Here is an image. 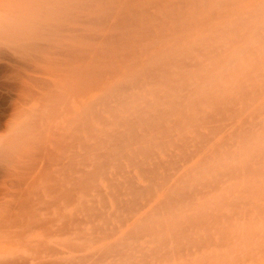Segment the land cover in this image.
<instances>
[{"label":"bare ground","instance_id":"obj_1","mask_svg":"<svg viewBox=\"0 0 264 264\" xmlns=\"http://www.w3.org/2000/svg\"><path fill=\"white\" fill-rule=\"evenodd\" d=\"M113 1V0H112ZM111 0H0V63H2L1 64V66H0V74H2V76L3 77H5V80H6V83H4V85L6 86L5 87V90L7 89V91L9 92H7V95H10L11 93H13V96L12 95H10L9 96V98H8V100H7V102H6V104L7 105H4L3 107H1L0 108V162L2 161V159H1V157L3 158L4 156H6V160H8V158H10L9 160H11L10 162H12L13 164L15 163V160L14 159H16V157H19L20 155L23 157V164H22V158L20 157L19 159L17 158V160L19 161V162H21V171H19L18 169H20L19 167H17V164H18V161H16L17 162V164H14V167L20 172V177L18 176V174L19 173H16V171H15V173L17 174V177L12 173V171L14 170H12V171H10V168H8L7 167V163H10L9 161L5 164V162H6V160L5 159H3L5 162H4V164L6 165V166H4V165H2V164H0V182H2L1 181V179L2 178H10L11 179V184H13L12 186L13 187H16L17 185L19 186V188H20V184H18V182L19 183H21L23 180V182H25V181H27V179L25 180L24 178H29V180L28 181H30V183H29V185L31 184V186H30V188H28L29 187V185L27 186V191L26 192H24V191H22V190H26L25 188L23 189H21V191L17 188H14L16 191L17 190H19L18 192H20L22 195L20 196V198L22 199V200H20V198H18L17 197V195H15L14 194V192H16L15 190H12V192H11V189H10V186L9 187H7L8 185H5V187L4 188H8V192L10 191L11 193H12V198H11V200H13L14 198H17V202L18 201H20L19 202V205L21 206V204L23 205V206H25L26 205V208H27V211L25 212L23 209H19V208H17V207H20L19 205H17L16 206V204L17 203H14L13 201H10V198H9V200L8 199H5V198H3V197H1V198H3V199H5L6 200V202H8L7 204H10L9 206L6 204V206H8V207H6L5 209H10L9 207L11 206V202H13L14 204H12V207H14V206H16L13 210L14 211H12V208L10 209L13 213L15 212H18L17 214L18 215H16L15 217L17 218H15L14 217V214H12V215H10L11 213H9L10 212V210H9V212H8V210H6L8 213H9V215L8 214H3V212L2 211H4L2 208H0V209H2V211H1V213H0V215L2 214L3 216H6L7 215V217H2V215H1V219L3 218V219H5V218H9L8 216H10L11 218H9V219H13L12 220V222L13 223H18V225H19V222H18V220L20 221V222H22V221H24V223L25 222H27V223H25V224H27L28 226H24V224H22L21 223V225L23 226L21 229L20 228H18V230L16 229V227H14L16 230H11L10 228V226H5V228H7V229H3L2 231L4 232V233H6V235H7V237H9V239L10 238H12V240L11 241H8L9 239H7L6 241H8V244H10L12 241V243H11V245H12V247H13V245L15 246V245H21V246H23L24 245V243H25V245H26V247H24L23 246V248H25V249H20V250H25V251H27V253H28V250H26V248H28V246H29V242H30V240H28L29 242L28 243H26L27 242V234H29V235H33V240L35 241L36 240V242H33L32 240H31V244L32 245H34L35 243H36V245H39V243H43V242H45L46 244H48L49 245V243H48V240H50V237L49 236H51L52 237V239L50 240V241H55L56 242V247H54L53 245H54V243L52 244V242L50 243V245L52 246V247H54V248H52V251H53V253H54V249H56L57 251V256H58V258H54L55 260H49L50 258H48V257H46L45 255H44V257L43 258H41V255H40V258L39 257H37V258H39L38 260H43V261H45L44 259L46 258V261H48L47 263H46V261H45V264H74V262L73 263H70V262H68V260H67V258H66V251L68 250L66 247H68V246H66V245H68V243H67V235H71L72 236V234H70L69 233V231L70 232H74L73 230H75V236L74 237H79L80 236V234H81V232H82V234L81 235H83L84 234V237H85V229H82V228H79V227H81V226H79L80 224L81 225H83L84 223L85 224H93L94 225V222L92 221V220H90L89 221V218H87L89 215H90V219H92V217L93 218H95L96 217V215H95V212H96V214L98 215L97 217H103L104 215H106V213H104V211L102 212V215H99V210L101 209V208H97V206H95L96 205V203H95V201H92V200H89V202L91 201V202H94V203H91V207H96L94 210H95V212H94V210H93V208H89V206L88 205H86L85 206V204H83L84 206L82 207V208H84V210L82 209L81 211L83 212L84 211V213H83V215H82V217H85L86 215H88V216H86L85 217V220L81 217V220H80V224H78L77 223V225L75 226V229H72L71 228V230H70V225H69V221L67 220V218H66V207H67V201H68V199L69 198H71V197H69V193L71 192H69V190H70V188L72 187H69L70 186V181H68V180H70V179H73V178H71V176H72V174L74 173V175L72 176V177H74V180H75V182H76V184L78 185V187L81 185V187H84L83 185L85 184L86 185V182H88V180L90 179L91 180V177L94 175V174H96V173H98V172H107L108 170H109V168L111 167V165H110V163H112L113 164V168H114V170H113V175L114 176H112V177H109V175L110 174H112V170H109L106 174V177H107V180H108V182H109V186H110V190L112 191H109L107 194H105V195H108L109 193L111 194V193H113V195H114V197H115V200L116 201H118L117 203H119V204H117V203H115V204H117V205H120V203H124V205L122 206L123 208L121 209V206H119V208L121 209V210H123V212L122 213H124V211H126V210H128L129 212L130 211H132L131 209L133 208L134 210H135V207H137V208H141V207H144L145 208V206H146V204L147 203H145V204H141V206H140V203L138 202L139 201V199H140V197H144V196H148L149 195V197L151 196V195H154V193H155V191H153L152 190V188H153V186H155L156 187V189H161V188H163V187H165L166 185H168V183L171 181V178H169L170 177V175L173 177V176H175V174H177V173H175L174 175H172L173 173H169L168 171L166 172L165 171V174H164V170L161 172H159V174H158V170H159V167H162V166H166L167 165V163L165 162L166 160H162L163 158H159V155H158V158H150V157H147L148 155H147V153L149 154V156L150 155H152V156H154V150L152 151L153 152V154H152V152H147V150L149 149L148 147H146V146H144V147H146V148H148L147 150H145L144 149V147L143 148H141V149H136L138 152H141L140 153V156H137L139 153L137 152V154L135 153V154H132L134 151V147L133 146H141L142 144H143V142H148V141H145V139H149V137H148V132H151V131H155L156 130V128H158L157 126H159L160 127V129H161V126L158 124L159 123V120H158V122H156V120H154L153 118V116L152 115H154V114H149L150 116H151V118L153 119H151V121L150 122H146V124L143 126V127H140V126H136V127H134L135 126V124L133 125V120H131L132 122H128V120H126V119H128V118H126L125 120H124V122L121 124L120 122V120H118L119 121V123L121 124H119L118 122V126H112V127H110V128H108V129H106V128H102V129H94V127L92 126L91 127V125H89V123H86L85 122V120H87V119H85L84 117H85V111H88L89 112V114L92 116V114H94V112L93 113H91L92 112V108L94 107V105L92 106V105H87L86 107H84V105H83V102H82V92H83V89H84V87H85V85H89L90 83H91V81L93 80V79H100L99 77H101V76H104L103 75V72L106 70V72H107V68H108V66L110 65V64H112L113 65V63H112V59L114 60V61H116V62H120V64L122 63V59H120L121 61H117V60H115L114 58H113V54H115L116 55V53L118 54V52L121 50V49H124L126 46H128V45H130V42L129 41H131L130 39H132L133 41H134V39L133 38H135V37H137V35L139 36V37H137L138 39L139 38H141V39H143L145 36H147L148 35V32L149 33H151V31H149L148 29H150V27H155V25L156 26H160V28H162L161 26H162V24H161V22H160V20L162 21L163 20V18L167 21V20H169V19H167V18H170V17H172V16H174L175 15V12L178 10V8H175L174 9V6L176 5L177 7H178V2H181V0H167L166 2H167V4H168V6H169V4H170V6L168 7L167 5H166V7L165 8H163V6H164V4H162V3H160L159 4V2H162L161 0H155V1H153V2H155L154 3V7L156 8H154V10L155 11H157V12H155V13H153V12H150V9H151V6H152V4H151V6L148 8L147 7V5L149 6V4H145V3H143L142 2V0H114L113 2H112ZM185 1V0H184ZM184 1L182 0V2L181 3H183L182 5H183V10H184V4H187V2H188V4H190V6L189 5H187V7H189L191 10H193V9H195V10H193V11H188V12H193V13H195L194 11H197L198 9H200V8H196V6L197 7H199V5H200V3H199V5H198V3L197 2H200V1H197V2H195V5H194V2H192V0H186L187 2L186 3H184ZM194 1H196V0H194ZM211 1V0H210ZM214 1V0H213ZM218 1V0H217ZM220 1V0H219ZM223 2L224 1H226V0H222ZM221 1V2H222ZM164 2V1H163ZM189 2H191V3H189ZM208 2V1H207ZM221 2H220V4L219 5H221ZM222 2V3H223ZM229 1L227 0L225 3L227 4ZM264 2V1H263ZM103 3H106L107 4V6L106 7H103V8H100L99 9V5L100 4H103ZM113 3V4H112ZM115 3V4H114ZM180 3V4H181ZM215 3H217V2H215ZM261 3H262V1H261ZM260 3V5H261V9H263L264 10V8H262V5H263V3L261 4ZM158 4L159 5H163V6H158ZM192 4V5H191ZM197 4V5H196ZM232 4V3H231ZM181 5V6H182ZM203 5V4H202ZM201 5V6H202ZM206 5V4H205ZM216 5V4H215ZM233 5H234V3H233ZM232 5V6H233ZM259 5V4H258ZM180 6V5H179ZM180 6V7H181ZM186 6V5H185ZM194 6V7H193ZM208 6V5H207ZM217 6V5H216ZM231 6V7H232ZM179 7V9H182V8H180ZM205 7V6H204ZM223 7V6H222ZM229 7V6H228ZM177 9V10H176ZM185 9H186V7H185ZM188 9V8H187ZM186 9V10H187ZM209 9V8H208ZM223 9V8H222ZM230 9V8H229ZM257 10H258V8H256ZM260 9V10H261ZM183 10H181V12L180 13H184L185 11H183ZM189 10V9H188ZM201 10V9H200ZM203 10V9H202ZM218 9H216V11H217ZM221 10V9H220ZM255 10V9H254ZM263 10L261 11V13L263 12ZM102 11V12H101ZM173 11H175V12H173ZM183 11V12H182ZM205 11H206V8H205ZM212 11V10H211ZM214 11V10H213ZM215 11V13H217ZM92 12H99V13H97V14H95V13H93V15L94 16H92L91 14H92ZM179 12V11H178ZM187 12V11H186ZM221 12H222V10H221ZM224 12V11H223ZM234 12V11H233ZM253 12V11H252ZM252 12H250V13H252ZM153 13V14H152ZM170 13H174V15H172V14H170ZM192 13V14H193ZM197 13V12H196ZM214 13V12H213ZM248 14V15H251V14ZM264 13V12H263ZM262 13V14H263ZM163 14V18L160 16V15H162ZM168 14H169V16H168ZM192 14H191V16H192ZM219 14H220V12H219ZM235 14V13H234ZM253 14V13H252ZM260 14V13H259ZM198 15V14H197ZM264 15V14H263ZM167 16V17H166ZM178 16H180L179 14H177L176 13V15H175V17H177L178 18ZM184 16H186V14L184 15ZM188 16H189V13H188ZM196 16V15H195ZM255 16V15H254ZM256 16H257V13H256ZM139 17H140V19H139ZM159 17V18H158ZM181 17H182V14H181ZM251 17H252V19H253V15H251ZM250 16H249V18H251ZM114 19V21H111V19ZM176 18V19H177ZM187 18V17H186ZM190 18H192V17H190ZM202 18V17H201ZM210 18V17H209ZM172 19V18H171ZM181 19V18H180ZM188 19V18H187ZM261 19H263V22H264V17L263 18H261ZM164 20V22H166ZM207 20V19H206ZM256 20H257V18H256ZM259 20V19H258ZM139 21V22H138ZM170 21V20H169ZM178 21V20H177ZM181 21H182V19H181ZM250 21V20H249ZM160 22V23H159ZM199 22V21H198ZM233 22V21H232ZM237 22V21H236ZM240 22V21H239ZM248 22V21H247ZM245 22V23H243V28L242 27H234L235 28V30H237L236 32H235V30H233L234 28H228V29H232V31L233 32H235L234 34H235V36H236V38H232V39H230L232 42H235V43H231V41H229L231 44H232V46L234 45L235 47H237L238 45H240V44H243L241 41H239V39H238V37L240 36V37H243L242 35H240L243 31H244V29H245V26L246 25H244V24H247L249 27H250V25L252 24V22ZM254 22H256V21H254ZM260 22H261V20H259L258 21V23H256V25H255V28H254V26H253V28H251L250 27V30H252V31H250L249 30V28H248V26H246V28H248L247 30H249L250 32H252V34L253 33H255L256 31H257V33H255L254 35V38H257L258 36H259V38H257V39H260V41H259V44H258V47H259V45L261 44V43H264V42H262V41H264V33L263 34H261V29H260V27L262 28V31H264V27H262L264 24H263V22H261L262 24H260ZM87 23V24H86ZM162 23H163V21H162ZM167 23H168V21H167ZM167 23L165 24V23H163V25H166L167 26ZM170 23V22H169ZM195 23V22H194ZM205 23V22H204ZM159 24V25H158ZM161 24V25H160ZM179 24H181V22L180 23H178V24H174V25H178L179 26ZM185 24V23H184ZM187 24V23H186ZM234 24V23H233ZM250 24V25H249ZM262 25V26H260L259 27V25ZM172 25H173V23H172ZM182 25V24H181ZM237 25H239V24H237ZM258 25V26H257ZM241 26V25H240ZM152 27V28H153ZM164 27V26H163ZM170 27V26H169ZM201 27V26H200ZM151 28V29H152ZM156 28V27H155ZM167 28V27H166ZM165 27L164 28H162V29H166ZM172 28V27H171ZM174 28V27H173ZM172 28V29H173ZM176 28V27H175ZM238 28V29H237ZM239 28H241V29H239ZM179 29V28H178ZM193 29V28H192ZM227 29V30H228ZM256 29V30H255ZM258 29V30H257ZM260 29V30H259ZM156 30H158V29H156ZM171 30V29H170ZM169 30V31H170ZM174 30V29H173ZM176 30V29H175ZM222 30V29H221ZM246 30V31H247ZM168 31V30H167ZM184 31V30H183ZM191 31V30H190ZM189 31V32H190ZM231 31V30H230ZM232 31L230 32L231 34H232ZM249 31H247L246 33H249ZM255 31V32H254ZM153 32H155V31H152V34H151V36L153 35V37H154V34H153ZM156 32H158V31H156ZM155 32V33H156ZM171 32V31H170ZM181 32H182V30H181ZM218 32V31H217ZM221 32V31H220ZM219 32V33H220ZM239 32H241L240 34H238ZM258 32H260V33H258ZM136 33H138V34H136ZM244 33H245V31H244ZM173 34V33H172ZM215 34V33H214ZM229 34V33H228ZM238 35V37H237V35ZM136 35V36H135ZM225 35V34H224ZM260 35L263 37V39L262 38H260ZM150 36V35H149ZM149 36H147L146 38H147V41H148V39L150 38H152V37H149ZM245 36H246V34H245ZM143 37V38H142ZM155 37H156V35H155ZM227 37H228V35H227ZM137 38H135V39H137ZM146 38H144V39H146ZM159 38V37H158ZM177 38V37H176ZM179 38V37H178ZM207 38H209L210 39V37L208 36ZM213 38V37H212ZM217 38V37H216ZM222 38L224 39V37L222 36ZM247 38V37H246ZM219 39V38H218ZM236 39H237V41H236ZM249 40L248 41H250V43L246 40V44L244 43L243 45H249L248 47H250V45H252L253 43V39L252 38H248ZM152 40H154V38L153 39H151L149 42H148V44L152 41ZM235 40V41H234ZM137 41V40H136ZM139 41V40H138ZM142 41V40H141ZM155 41V40H154ZM154 41H152L151 43H153ZM208 42H209V40H207ZM216 41V40H215ZM132 42V41H131ZM201 42V41H200ZM206 42V41H205ZM240 44H239V43ZM243 42H244V39H243ZM249 44H248V43ZM254 42H256V43H254L255 44V46H256V44L258 43V40L256 41V40H254ZM150 43V44H151ZM198 43V42H197ZM204 43V42H203ZM229 43V44H230ZM125 44H126V46H125ZM132 44H133V42H132ZM140 44V43H139ZM159 44V43H158ZM227 44V43H226ZM231 44H230V46H231ZM254 44H253V46H254ZM134 45V44H133ZM144 45V44H143ZM147 45V44H146ZM188 45V44H187ZM199 45V44H198ZM202 45V44H201ZM206 45H207V43H206ZM122 46H125L124 48L122 47ZM140 46V45H139ZM142 46V45H141ZM194 46V45H193ZM213 46V45H212ZM211 46V47H212ZM263 48H264V44H262L261 45ZM122 47V48H121ZM132 47V46H131ZM144 47V46H143ZM202 47V46H201ZM219 47H221V46H219ZM223 47V46H222ZM221 47V48H222ZM240 48H241V46H239ZM239 47H237L236 49L240 52V51H242V48L240 49ZM244 49L245 48H247L246 46H242ZM257 46H256V48H258ZM262 47H261V49H262ZM117 49V50H115V49ZM120 48V49H119ZM127 48V47H126ZM129 48V47H128ZM197 48V47H196ZM204 48V47H203ZM215 48V47H214ZM230 48H232V47H230ZM230 48H228V49H230ZM119 49V50H118ZM135 49V48H134ZM140 49V48H139ZM142 49V48H141ZM146 49V48H145ZM187 49V48H186ZM208 49H210V48H208ZM217 49V48H216ZM228 49H226L227 50V53H228ZM243 49V51L245 52V50ZM250 49L252 50V49H254L255 51L254 52H256V51H258V52H256L257 54V56L256 55H253V56H256V57H254V59H251L252 57L250 56V54H249V56H245V63L247 64H245V65H243V67L244 66H246L245 67V69L247 68L248 69V67H250L249 69H248V71H249V73H252V71L253 72H257V75L258 74H260L259 73V70H261V69H263L264 67H263V64H264V60L262 59V60H260L261 58L258 56V54H259V51L261 50L260 48H258V49H255L254 47L252 48V46L250 47ZM116 52H115V51ZM125 50V49H124ZM123 50V53L120 51L119 53L121 54H123V55H126V57L128 56H132L131 55V53H130V55H127L128 54V52H131V51H129V50H126V52H127V54L125 53V51ZM137 50V49H136ZM135 50V51H136ZM211 50V49H210ZM209 50V51H210ZM218 50V49H217ZM217 50H215V52L217 51ZM222 50V49H221ZM231 50V49H230ZM263 50V51H262ZM261 51H260V54L259 55H262V58H264L263 56H264V54H261V52L262 53H264V49H262ZM209 51H206V52H209ZM212 51V50H211ZM243 51H242V53H243ZM115 52V53H114ZM144 52V51H143ZM204 52V51H203ZM213 52V51H212ZM222 52V51H221ZM224 52V51H223ZM222 52V53H223ZM234 52V51H233ZM236 52V51H235ZM234 52V53H235ZM239 52H238V54H239ZM249 52V51H248ZM250 52H252V51H250ZM249 52V53H250ZM166 53V52H165ZM183 53V52H182ZM218 53V52H217ZM225 53H226V51H225ZM241 53V52H240ZM242 53H241V55H242ZM121 54V55H122ZM132 54H134V53H132ZM143 54V53H142ZM187 54V53H186ZM190 54V53H189ZM196 54H197V52H196ZM201 54V53H200ZM207 54H210L209 55V57H210V60H211V58L213 57V55H212V57H211V52L210 53H205V56L204 57H207L208 55ZM224 54V53H223ZM222 54V55H223ZM231 54V53H230ZM244 54V53H243ZM120 55V56H121ZM192 55V54H191ZM202 55H204V54H202ZM218 55L219 54H217V56H215V53H214V56H215V58L216 57H218ZM228 54H226V56H221V54H220V57H218L219 58V60H217V59H215V60H211L212 62H213V66H216V64H217V67H218V65H222L223 63H224V61H223V59H224V57H226V59H227V61L228 62H230L229 60H228V56H227ZM237 55V54H236ZM240 55V54H239ZM116 56H118V55H116ZM164 56H166V55H164ZM184 56V55H183ZM193 56V55H192ZM198 56V55H197ZM138 57V56H137ZM191 57V56H190ZM194 57V56H193ZM233 54L231 55V58H230V56H229V58H230V60L231 59H233ZM237 57H238V55H237ZM240 57V56H239ZM239 57H238V59H239ZM249 57H251V58H249ZM116 59H118V57H115ZM130 58V57H129ZM168 58V57H167ZM220 58H223L222 60L220 59ZM235 58V57H234ZM255 58H256V61H255ZM118 59V60H119ZM156 59H160V58H156ZM155 59V60H156ZM165 59V58H164ZM186 59V58H185ZM191 59V58H190ZM189 59V60H190ZM196 59H197V57H196ZM196 59H194V60H196ZM207 59H209V58H207ZM212 59H214V57L212 58ZM237 59V58H236ZM235 59V60H236ZM237 59V60H238ZM193 60V59H192ZM203 60V59H202ZM210 60H209V62H210ZM113 61V62H114ZM158 61H160V60H158ZM158 61H155V62H153L152 63V65L149 67L150 69H148V67H147V65H146V67L147 68H145L146 69V71L147 70H150V71H147V73H146V71L144 72V74L146 73L147 74V76L146 75H144V74H142V76H144V78L142 77V79H141V75H138L139 76V78L137 79V78H135V80H134V78H133V80L135 81V84H137V82L141 79V80H148V79H150L151 80V78L152 79H154L155 77H158V78H160L161 76L163 77V75L165 76V74H167V72H168V70H167V72H165V67H163V66H166V64H168V63H160L161 64V66H160V64L158 65ZM163 61V60H162ZM164 61H166V60H164ZM168 61H170V60H168ZM167 61V62H168ZM185 61V60H184ZM196 61H198V60H196ZM216 61V62H215ZM232 61H234V60H232ZM239 61V60H238ZM250 63H249V62ZM255 61V62H254ZM262 61V62H261ZM116 62H114L115 64H117ZM193 63V61H191L190 60V62H189V64H190V66H191V64ZM212 62L210 63V65H212ZM220 62H223V63H220ZM234 62H236V61H234ZM251 62H252V64H251ZM110 63V64H109ZM124 63V62H123ZM122 63V64H123ZM151 63V62H150ZM181 63H183V68L184 67H186V66H184V63H185V65H186V61L185 62H181ZM219 63V64H218ZM230 63H232V62H230ZM121 64V65H122ZM198 64V63H197ZM196 64V65H197ZM202 64V63H201ZM201 64H198L197 66H199V65H201ZM215 64V65H214ZM226 64V63H225ZM240 64V63H239ZM238 64V65H239ZM255 64V65H254ZM262 64V65H261ZM124 65V64H123ZM169 65V64H168ZM167 65V66H168ZM170 65H173V64H170ZM194 65H195V62H194ZM204 65V64H203ZM220 65V66H221ZM232 65L234 66V64L232 63ZM232 65H229L230 67H232V69L234 68ZM250 65V66H249ZM261 65V66H260ZM154 68H153V67ZM160 66V67H159ZM166 66V69L169 67H167ZM182 66V65H181ZM180 66V67H181ZM189 66V65H188ZM204 66H206V65H204ZM222 66H224V65H222ZM241 66V65H240ZM248 66V67H247ZM113 67H115V66H113ZM162 67H163V70H164V72H163V70H162ZM179 67V68H180ZM195 67V66H194ZM193 67V68H194ZM203 67V66H202ZM208 67V66H207ZM235 67H236V64H235ZM243 67H242V69H243ZM263 67V68H262ZM110 68V67H109ZM118 68V67H117ZM120 68V67H119ZM156 68H158V69H156ZM160 68V69H159ZM171 68V67H170ZM179 68H177L178 69V72H179V70L181 71V72H183L184 74H186V72H184V71H186L187 70V68H189V67H187V68H185L186 70H184L183 69V71H182V67H181V69H179ZM212 68H216V67H212ZM221 68V67H220ZM260 68V69H259ZM192 69V68H191ZM204 69H205V67H204ZM210 69V71H209V73L212 71L211 70V68H209ZM222 69V68H221ZM242 69L240 70H238V71H242ZM258 69V70H257ZM114 70V69H113ZM112 70V71H113ZM156 70H158V71H156ZM163 72H161V71ZM220 70V69H219ZM236 70V69H235ZM108 71H109V73H110V70L108 69ZM152 71V72H151ZM155 71V72H154ZM189 71H190V69H189ZM198 71V70H197ZM204 71V70H203ZM221 71V70H220ZM223 71V70H222ZM230 71V70H229ZM228 71V72H229ZM233 71V70H232ZM247 70H245V72H246ZM106 72H104V73H106ZM114 72V71H113ZM154 72V74H152ZM171 72V71H170ZM187 72H188V70H187ZM206 72V71H205ZM235 72V71H234ZM233 72V73H234ZM260 72H262V71H260ZM108 73V72H107ZM107 73L105 74V75H107ZM108 73V74H109ZM117 73H119V72H117ZM139 73V72H138ZM156 73H158V74H156ZM161 74V76H160V74ZM165 73V74H164ZM169 73V72H168ZM196 73V72H195ZM194 73V74H195ZM200 73H201V71H200ZM207 73H208V71H207ZM206 73V74H207ZM241 73V72H240ZM239 73V74H240ZM244 73V72H243ZM248 73V72H247ZM151 74V75H150ZM176 74V73H175ZM180 74V73H179ZM184 74H181V76L182 75H184ZM203 74V73H202ZM201 74V75H202ZM205 74V75H206ZM211 74V73H210ZM223 74V73H222ZM238 74V75H239ZM114 75H116V74H114ZM150 77H149V76ZM153 75V76H152ZM154 75H155V77H154ZM156 75H158V76H156ZM226 75H228L227 73H226ZM243 76H244V74H242ZM250 75H252V74H250ZM250 75H249V78H250ZM253 75H255V73H253ZM263 75V74H262ZM109 76V75H108ZM138 76H136V77H138ZM152 76V77H151ZM160 76V77H159ZM194 76H196V75H194ZM230 76V75H229ZM235 76V75H234ZM147 79H146V78ZM149 77V78H148ZM169 77V76H168ZM225 77V76H224ZM261 77V76H260ZM264 77V76H263ZM104 78H105V76H104ZM171 77H169V79H170ZM206 78V77H205ZM226 78H227V76H226ZM234 78V77H233ZM245 78V77H244ZM243 78V79H244ZM257 78V77H256ZM259 78V77H258ZM103 79V78H102ZM138 81H137V80ZM161 79H163V78H161ZM160 79V80H161ZM193 79V78H192ZM198 79V78H197ZM202 79V78H201ZM247 79V78H246ZM253 79V76H252V78L250 79L251 81H254V80H252ZM263 79V78H262ZM105 80V79H104ZM163 80H165V79H163ZM200 80V79H199ZM203 80V79H202ZM208 80V79H207ZM206 80V81H207ZM228 80V79H227ZM230 80V79H229ZM236 80V79H235ZM241 80V79H240ZM130 81V80H129ZM133 81V82H134ZM152 81H154V80H152ZM155 81H158V80H156V78H155ZM169 81V83L171 82L170 80H168ZM247 81V80H246ZM250 81V82H251ZM90 82V83H89ZM92 82H94V81H92ZM102 82V81H101ZM132 82V81H131ZM140 82V81H139ZM142 82V81H141ZM178 82V81H177ZM181 82V81H180ZM205 82V81H204ZM208 82V81H207ZM256 82H257V80H256ZM87 83H89V84H87ZM95 83H96V81H95ZM125 83H126V81L124 82H121V84H120V82L119 83H117V84H119L118 86H115V87H118V88H112L113 90L114 89H117V90H121L122 92H123V90L127 87L126 85H128L129 87H127V89L128 88H130V85L129 84H126L125 85ZM160 83V82H159ZM164 83V82H163ZM201 83V82H200ZM225 83V82H224ZM228 83V82H227ZM241 83V82H240ZM243 83V82H242ZM92 84V83H91ZM133 85H134V83H132ZM143 84V83H142ZM141 84V85H142ZM146 84H147V82H146ZM149 84V83H148ZM154 84V83H153ZM166 84H168V82H166ZM177 84V83H176ZM202 84H204V83H202ZM255 84V83H254ZM262 84V83H261ZM116 85V84H115ZM163 85V84H162ZM165 85V84H164ZM172 85H173V83H172ZM232 85V84H231ZM235 85V84H234ZM238 85H240L241 86V84H239L238 83ZM237 84H236V87L238 86ZM246 85V84H245ZM96 86V85H95ZM98 86H99V84H98ZM122 86H126L125 88L124 87H122ZM135 86V85H134ZM156 86H158V85H156ZM155 86V87H156ZM165 86H167V85H165ZM170 86V85H169ZM173 86H175V84L173 85ZM173 86H172V88H173ZM197 86V85H196ZM212 86V85H211ZM243 86H244V83H243ZM247 86V85H246ZM71 88V89H69V90H71V91H69L67 88ZM88 87V86H87ZM136 87V86H135ZM185 87V86H184ZM203 87V86H202ZM208 87V86H207ZM255 87V86H254ZM2 88H3V86H2ZM110 89H111V87H109ZM109 88H108V90H109ZM138 88V87H137ZM153 88V87H152ZM159 88V87H158ZM199 88V87H198ZM212 88V87H211ZM228 88V87H227ZM229 88H230V86H229ZM228 88V89H229ZM234 88V87H233ZM245 88V87H244ZM250 88V87H249ZM258 88H259V86H258ZM111 89V90H112ZM140 89V88H139ZM144 89V88H143ZM154 89V88H153ZM156 89V88H155ZM160 89H161V87H160ZM159 89V90H160ZM187 89V88H186ZM205 89V88H204ZM238 89H242V88H238ZM247 89V88H246ZM251 89V88H250ZM256 89H257V87H256ZM1 90V89H0ZM3 90V89H2ZM67 90H68V92H70L71 93V95H70V98H73L72 97V93L74 94V96L76 97V99H75V101H73L74 102V104H73V108H70V110H69V108H68V106L69 105H67V99L69 98V97H67ZM96 90V89H95ZM110 90V91H111ZM112 90V92L113 93H116V92H114ZM129 90V89H128ZM127 90V91H128ZM167 90H168V88H167ZM167 90H166V92H167ZM182 90V89H181ZM183 90H184V88H183ZM230 90V89H229ZM233 90V89H232ZM251 90H253V89H251ZM125 92H123L122 94L125 96L126 94L125 93H127V91H126V89L124 90ZM161 91V90H160ZM209 90H207L206 92H208ZM241 91V90H240ZM250 91V90H249ZM256 91V90H255ZM258 91V90H257ZM261 91V90H260ZM3 92V91H2ZM118 92V91H117ZM145 92H147V91H145ZM153 92V91H152ZM185 92V91H184ZM198 92H200L199 90H198ZM221 92V91H220ZM226 92V91H225ZM224 92V93H225ZM228 92V91H227ZM233 92H235V90H233ZM239 92V91H238ZM254 92V91H253ZM69 93V94H70ZM162 93V92H161ZM174 93V92H173ZM186 93V92H185ZM203 93V92H202ZM210 93V92H209ZM230 93V92H229ZM240 93H244V92H240ZM239 93V94H240ZM249 93V92H248ZM256 93V92H255ZM262 93V92H261ZM116 94H118V93H116ZM176 94V93H175ZM187 94V93H186ZM214 94V93H213ZM213 94H211L212 96H213ZM237 94V93H236ZM250 94H252V92H250ZM263 94V93H262ZM102 95V94H101ZM128 95H130V94H128ZM134 95V94H133ZM137 95V94H136ZM178 95V94H177ZM201 95V94H200ZM204 95V94H203ZM207 95V94H206ZM228 95H230V94H228ZM238 95V94H237ZM236 95V96H237ZM247 95V94H246ZM123 96V97H124ZM139 96V95H138ZM152 96V95H151ZM172 96V95H171ZM170 96V97H171ZM202 96V95H201ZM205 96V95H204ZM208 96H209V94H208ZM224 96V95H223ZM231 96H232V93H231ZM231 96H229V98L231 97ZM242 96V95H241ZM240 96V97H241ZM245 96V95H244ZM1 97V96H0ZM102 97V96H101ZM119 97V96H118ZM117 97V98H118ZM142 97V96H141ZM173 97H175L176 98V96H173ZM179 97V96H178ZM181 97V96H180ZM226 97V96H225ZM224 97V98H225ZM254 97V96H253ZM99 98V97H98ZM116 98V99H117ZM121 98V97H120ZM120 98H119V100H120ZM125 98H126V96H125ZM130 98V97H129ZM128 98V99H129ZM163 98V97H162ZM185 98V97H184ZM211 98H213V97H211ZM263 98V97H262ZM100 99V98H99ZM124 99V98H123ZM158 99H160V98H158ZM178 98H176V100H177ZM186 99V98H185ZM241 99V98H240ZM243 99V98H242ZM250 99H252V98H250ZM105 100V99H104ZM172 100V99H171ZM174 100V99H173ZM172 100V102H171V104L170 103H168L169 105H167V106H171V105H173L172 107H173V109H174V105H177V104H175V101H173ZM179 100V99H178ZM218 100V99H217ZM244 100V99H243ZM259 100V99H258ZM68 101H70V100H68ZM96 101V100H95ZM94 101V102H95ZM126 102H127V100H125ZM185 101V100H184ZM209 101V100H208ZM212 101V100H211ZM216 101V100H215ZM231 101V100H230ZM262 101V100H261ZM263 101H264V99H263ZM262 101V102H263ZM93 102V103H94ZM111 102V101H110ZM121 102V101H120ZM160 102H162L161 100H160ZM166 103H167V101H165ZM181 102H182V100H181ZM206 102V101H205ZM214 102V101H213ZM242 102V101H241ZM261 102V104H262V106L264 107V102L262 103ZM72 103V102H71ZM100 103V102H99ZM121 103H123L124 104V102L122 101ZM136 103V102H135ZM256 103V102H255ZM70 104V103H69ZM106 104V103H105ZM119 104V103H118ZM122 104V105H123ZM137 104H138V102H137ZM161 104H163V103H161ZM218 104H220L219 102H218ZM233 104L234 103H232V106H233ZM260 104V103H259ZM261 104L259 105L260 107H258V109H260V110H258L257 109V113H259L260 114V111H262L263 110V112H264V109L262 108L261 109ZM97 104H95V106H96ZM100 105V104H99ZM98 105V106H99ZM102 105H104V104H102ZM128 106H129V103L127 104ZM164 105H166L165 103H164ZM164 105H162V106H164ZM178 105H180V104H178ZM211 105V104H210ZM225 105V104H224ZM255 105V104H254ZM71 106V105H70ZM119 106H121V105H119ZM125 106V105H124ZM130 106H131V104H130ZM186 106V105H185ZM193 106V105H192ZM217 106V105H216ZM227 106V105H226ZM237 106V105H236ZM236 106H235V108H236ZM256 106H258V104L256 105ZM126 107V106H125ZM135 107H136V105H135ZM139 107V106H138ZM145 107H146V105H145ZM159 107V109H158V111L159 112H161L162 110H164V111H166L165 109H167V108H165V107H163L162 109H161V105L160 106H158ZM212 107H214V106H212ZM122 108V107H121ZM137 108V107H136ZM181 108V107H180ZM189 108V107H188ZM211 108V107H210ZM218 108V107H217ZM231 108V107H230ZM115 108H114V105H112V104H107V106H106V112L108 111V115H109V113H113V116H114V112H113V110H114ZM126 109V108H125ZM134 109V108H133ZM138 109V108H137ZM150 109V108H149ZM170 109H171V107H170ZM182 109V108H181ZM190 109V108H189ZM215 109V108H214ZM227 109H228V107H227ZM226 109V110H227ZM253 109H254V106H253ZM100 110V109H99ZM103 110V109H102ZM101 110V111H102ZM129 110V109H128ZM139 110V109H138ZM151 110L152 109H150V111L149 112H151ZM213 110V109H212ZM252 110V109H251ZM255 110V109H254ZM253 110V111H254ZM104 111H105V108H104ZM104 111H102V112H104ZM135 111V110H134ZM146 111H148V109L146 110ZM167 111H169L168 109H167ZM194 111V110H193ZM192 111V112H193ZM234 111V110H233ZM241 113H242V111L241 110H239ZM251 112V113H253V114H251V113H249L248 115L249 116H251V115H253L254 116V114L256 113V110L254 111V112ZM259 111V112H258ZM116 112V111H115ZM125 112V111H124ZM136 112V111H135ZM135 112H133L134 114H135ZM149 112H144L147 116H148V114L147 113H149ZM170 112V111H169ZM173 112V111H172ZM185 112V111H184ZM184 112H182V113H184ZM191 112V111H190ZM212 112H214V111H212ZM239 112V114H241ZM244 112V111H243ZM248 112V111H247ZM112 113L110 114L111 116L110 117H112L113 118V120L112 121H114V122H116L115 121V117H113L112 116ZM137 113V112H136ZM163 113V112H162ZM175 113V112H174ZM187 113V112H186ZM228 113V112H227ZM231 113V112H230ZM106 114V113H105ZM130 114V113H129ZM142 114V113H141ZM156 114H158V113H156ZM163 114H165V112L163 113ZM179 114V113H178ZM194 114V113H193ZM196 114H197V112H196ZM210 114H211V112H210ZM213 114V113H212ZM229 114V113H228ZM251 114V115H250ZM262 114V113H261ZM264 114V113H263ZM89 115V116H90ZM115 115H116V113H115ZM120 115V114H119ZM131 115V114H130ZM130 115H129V117H130ZM140 115V114H139ZM145 115V116H146ZM183 115H185V114H183ZM191 115V113L189 114V116ZM217 115V114H216ZM117 116V115H116ZM133 115H131V117H132ZM141 116V115H140ZM149 116V117H150ZM155 116V115H154ZM156 116H158V115H156ZM155 116V117H156ZM160 118H162V116H161V113H160ZM165 116H166V114H165ZM164 115H163V117H165ZM177 117H178V115H176ZM175 116V117H176ZM186 116V115H185ZM198 116V115H197ZM213 116V115H212ZM219 116V115H218ZM232 116V115H231ZM246 116V115H245ZM261 116V115H260ZM95 117V116H94ZM134 117V123H135V121H137V123H138V120H136V115L135 116H133ZM141 117H143L144 118V116L142 115ZM176 117V118H177ZM215 117V116H214ZM248 117V116H247ZM123 117L121 116V119H122ZM125 118V117H124ZM159 117H158V119H160ZM166 118H168V117H166ZM187 118H188V115H187ZM192 118V117H191ZM191 118H188V119H190L191 121H193L192 119L193 118H198V117H193L192 119ZM210 118V117H209ZM216 118V117H215ZM228 118V117H227ZM240 119L242 118L241 116L239 117ZM256 118H260V117H256ZM262 118H264V117H262ZM89 119V118H88ZM92 119H93V117H92ZM96 119V118H95ZM120 119V118H119ZM130 119V118H129ZM133 119V118H132ZM137 119H139V118H137ZM147 120H148V117L146 118ZM163 119V118H162ZM186 119V118H185ZM211 119V118H210ZM231 119H232V117H231ZM236 120H237V117L235 118ZM244 119V118H243ZM90 120V119H89ZM140 120V119H139ZM150 120V119H149ZM212 120V119H211ZM215 120V119H214ZM213 120V121H214ZM236 120H235V123H236ZM244 120H247V119H244ZM244 120H241L240 121V124H241V122H242V124H245V126L242 128L243 129V131L244 130H246V128L245 127H247V126H249V128H247V130L246 131H248V129L251 131L252 130V127H250V125H247L246 126V122L244 121ZM262 120V119H261ZM152 121H154V122H152ZM173 121V120H172ZM209 121V120H208ZM216 121V120H215ZM230 121V120H229ZM244 121V122H243ZM264 121V120H263ZM262 121V122H263ZM89 122V121H88ZM113 122V123H114ZM194 122V121H193ZM192 122V123H193ZM219 122V121H218ZM250 122H252L251 123V125H254V123H253V121H251L250 120ZM85 123H86V125H87V127H86V125H85ZM139 123H140V121H139ZM144 123V122H143ZM168 123V122H167ZM170 124H171V120H170V122H169ZM234 123V122H233ZM235 123H234V125H235ZM264 123V122H263ZM263 123H261V122H259L257 125H259V124H263ZM92 124V123H91ZM165 124V123H164ZM238 123H236V125H237ZM240 124H239V126H240ZM241 124V125H242ZM248 124V123H247ZM256 124H255V126H257ZM163 126V128H165L166 130H168L166 127H165V125H162ZM178 126V125H177ZM223 126V125H222ZM222 126H219L220 127V129L222 128L223 129V127ZM231 126V125H230ZM262 125H260V127H261ZM85 127V128H84ZM106 127V126H105ZM173 127V126H172ZM179 127H181V126H179ZM195 127H196V125H195ZM229 127V126H228ZM231 127H233V126H231ZM241 127V126H240ZM213 128H215V127H213ZM236 128V129H235ZM234 129L237 131V128L238 127H235ZM245 128V129H244ZM251 128V129H250ZM159 129V130H160ZM165 129H162V130H165ZM195 129V128H194ZM221 129V130H222ZM234 129H233V131H234ZM239 129V128H238ZM253 129H254V127H253ZM259 129V128H258ZM2 130V131H1ZM158 130V131H159ZM174 130V129H173ZM181 130V129H180ZM212 130V129H211ZM217 130H219V128H217ZM217 130H215V131H217ZM220 130V131H221ZM239 130H241V129H239ZM261 130V129H260ZM260 130H259V132H260ZM263 130H264V128H263ZM262 130V131H263ZM171 131H172V129H171ZM175 131V130H174ZM177 131V130H176ZM215 131H211V133L212 132H214L215 133ZM232 131V132H233ZM242 130H241V134L240 133H237L238 134V138L237 139H239L240 138V140H241V143H242V140L243 139H245V137H243L244 135L243 134H245L244 132H243ZM249 131V132H250ZM253 131V130H252ZM252 131H251V137H253V136H255V134L252 136ZM170 132V131H169ZM231 132V133H232ZM235 132V131H234ZM242 132H243V134H242ZM248 132V133H249ZM171 133V132H170ZM173 133H175V132H173ZM195 133V132H194ZM222 133V132H221ZM231 133H229V136L230 135H232ZM263 133H264V131H263ZM151 134H153L152 132H151ZM159 134H161V133H159ZM234 134V133H233ZM211 135V136H210ZM212 135H216V134H210L209 133V135H207V136H205L204 135V138L205 137H207V138H205L206 140H207V142L209 143V142H211V140L213 139V138H210V140H209V136L210 137H212ZM226 135V134H225ZM235 135V134H234ZM149 136L151 137V135H150V133H149ZM170 136H172V133H171V135ZM203 136V135H202ZM237 136V135H236ZM257 136H258V134H257ZM243 137V138H242ZM247 137V136H246ZM263 137V138H262ZM156 138V137H155ZM225 138V137H224ZM231 138V137H230ZM234 138H235V136H234ZM242 138V139H241ZM261 138L262 139H264V135H262L261 136ZM152 139V138H151ZM161 139V138H160ZM172 139V138H171ZM205 139H203V141L202 140H199V142L197 143V146L199 145V144H201V146L199 147L200 149H203L204 147L206 148V146L205 145H203L202 146V144H205V142H206V140ZM236 139V141L234 142V140L231 138V139H229V138H226V143H228V144H230L231 142L230 141H232L234 144L238 141ZM247 140L249 139V138H246ZM253 139V141H254V139L255 138H252ZM150 140V139H149ZM205 140V141H204ZM229 140V141H228ZM247 140H246V142H247ZM259 140V139H258ZM143 141V142H142ZM155 141V140H154ZM165 141V140H164ZM173 141V140H172ZM224 142H221L222 143V145H224L225 144V139L223 140ZM244 141V140H243ZM249 141H251V139L249 140ZM141 142H142V144H141ZM150 142V141H149ZM152 142V141H151ZM202 142V143H201ZM206 142V144L208 145V143ZM239 142V141H238ZM252 142V141H251ZM257 142V141H256ZM145 143H144V145H145ZM155 143V142H154ZM169 143V142H168ZM174 143V142H173ZM184 143V142H183ZM221 143H220V145L219 146H221V147H223L222 145H221ZM233 143H231L230 144V148H231V145L233 144ZM255 143V142H254ZM258 143V142H257ZM262 143H264L263 141H262ZM139 144H141V145H139ZM160 144V143H159ZM172 144V143H171ZM217 144V143H216ZM219 144V143H218ZM228 144H225V146H228ZM233 144V145H234ZM244 144V143H243ZM242 144V145H243ZM247 144H248V142H247ZM253 146H255L253 143H251ZM250 144V145H251ZM256 144V143H255ZM259 144H260V141H259ZM151 145V144H150ZM165 145V144H164ZM176 145V144H175ZM175 145H173V146H175ZM215 145V144H214ZM241 145V144H240ZM246 145V144H245ZM245 145H243V147L245 146ZM258 145V144H257ZM256 145V146H257ZM149 146V145H148ZM196 146V147H197ZM236 146V145H235ZM237 146H239V145H237ZM247 146V145H246ZM249 146V145H248ZM263 146V145H262ZM150 147V146H149ZM170 147H172V146H170ZM198 147H197V149L196 150H200V149H198ZM241 147V146H240ZM259 147V146H258ZM261 147V146H260ZM151 148V147H150ZM165 148V147H164ZM168 148V147H167ZM176 148V147H175ZM179 148V147H178ZM204 148V149H205ZM216 148V147H215ZM214 148V150H216ZM228 149L229 151L230 150H232V149ZM239 148V147H238ZM237 148V149H238ZM246 148V147H245ZM263 148H264V146L263 147H261V149H259V150H257V151H255V149H253L252 148V146H251V151H252V149H253V151L252 152H250V149H249V151H248V149H247V152L245 151H242L241 150V148H240V150H241V158H242V160H241V162L243 163V166H237V165H242V163L240 164V161L239 160H237V161H235L236 160V158H235V163H237L238 161V164H233L232 162V164L231 165H233V166H231V167H227V168H225V166H227L228 165V163H227V161L225 162L224 160H222V161H224L225 163H226V165H224V168H222V169H224L225 170V173H224V170H217L219 173H215V171L213 170V173H212V170L210 169V168H208V169H210V171H208V173L210 172V174H208L209 176H211V175H215L214 177L213 176H211L212 177V179L211 178H209L208 179V177H206V176H208V175H206V176H204L203 178L204 179H202V178H200V179H196L197 180V182L198 181H200L202 184L204 183V184H207V186H206V188L205 189H207L208 188V186H210L208 189H210V191H212L213 192V190H215L217 193H218V191L220 192V189L219 188H221V187H218V186H220V184H222L221 182H223V181H226V182H224L225 184L227 183V182H230V181H232V180H235V175H234V173L233 172H235L236 170H237V168H238V170L237 171H239L240 173H241V170H242V168L244 167V170H245V175L243 174H241L242 176H244V180H245V182L244 183H246L247 184V186H244L245 188H243V190H242V188H240L241 189V192H239L240 190H239V188H237L238 187V185L236 186V184H238V183H232L233 185H231V186H233V187H231V186H226V188H222L223 190H229V191H231L232 189H235L234 191H231V192H229V194L231 195L232 194V196H230L231 198L232 197H234L233 196V194H235L236 192L238 193H241V194H239V196H243L242 194H244L245 195V192H246V196H243L244 198H242V199H244L245 200V203H248V211L250 210V211H252V213H254V210L257 212V215L260 213V214H263V216H262V218H264V207H263V202H264V181H261V180H259L258 179V177H262V175H263V173H264V168L262 169L261 168V164H262V166H264V161H263V157H264V150H263ZM159 149V148H158ZM161 149H163V146L161 145ZM182 149V148H181ZM208 149H210L211 150V148H208ZM246 149H243V150H246ZM150 150H152V149H150ZM207 150V149H206ZM213 150V151H214ZM220 150V149H219ZM224 150H226V149H224ZM224 150H223V152H224ZM165 151V149H163V152ZM168 151V150H167ZM180 151V150H179ZM183 151V150H182ZM254 151H255V153L257 152V153H259V154H261V155H259V154H255L254 153ZM11 152H13V154L14 153H17V154H12L13 155V157H15L13 160H14V162H13V160H12V155L10 154ZM216 152V151H215ZM228 152V151H227ZM262 152V153H261ZM166 153V152H165ZM173 153H175V152H173ZM186 153V152H185ZM209 153V152H208ZM212 153V152H211ZM226 153V152H225ZM232 153V152H231ZM235 153V152H234ZM237 153V152H236ZM240 152L238 151V153L237 154H239ZM244 153V154H243ZM253 153V154H255V155H252L251 156V154ZM128 154H131V155H136L135 157H132L131 155V157H130V159L132 158V160H130V162H131V164L130 163H128V164H130V168H132V169H134V170H132L131 171V169L130 170H125L124 168H123V165H122V163H121V165H122V169L123 170H121L120 171V169H119V171L117 170V169H115V168H120V158H124V156H128ZM142 154H144L142 157H141V155ZM181 153H179V155H177V153L176 154H168L169 156L168 157H170L171 155H172V157H170L171 159L172 158H174V159H172V160H169V162L171 161H174L175 163H176V158L175 157H177L178 159H179V157H181V155H180ZM207 154V153H206ZM215 154V153H214ZM220 154H222V156L223 155H226V154H224V153H220ZM228 154H230V153H228ZM243 154V155H242ZM245 154H249L248 156L250 157V160H251V162H250V160H248V159H246L244 156H245ZM8 155H11V157H8L7 158V156ZM19 155V156H18ZM165 155V154H164ZM174 155V156H173ZM175 155H177V156H175ZM216 155H218L217 153H216ZM230 155H232V154H230ZM246 155V156H247ZM151 156V157H152ZM219 156V155H218ZM218 156H216V158L218 157ZM236 156V155H235ZM239 156H237L238 158H239ZM253 156H255V157H253ZM263 156V157H262ZM156 157V156H155ZM183 157V156H182ZM209 157V156H208ZM221 157V156H220ZM224 157V156H223ZM229 157V156H228ZM245 158V160H244V158ZM254 159H253V158ZM257 157H259V159L260 160H262V163L260 162V160H258L257 159ZM127 159L129 158V156L128 157H126ZM225 158H227V155H226V157ZM237 158V159H238ZM126 159V160H127ZM177 159V160H178ZM213 159V158H212ZM222 159V158H221ZM220 159V160H221ZM228 159V158H227ZM252 159H253V161H252ZM257 159V160H256ZM21 160V161H20ZM25 160H26V163H25ZM231 160H233V159H231ZM244 160V161H243ZM248 160V161H247ZM128 161V160H127ZM202 161V160H201ZM222 161H220V164L222 163ZM256 161H257V164H256ZM165 162V163H164ZM168 162V161H167ZM170 162V163H171ZM216 162H218V163H216ZM247 162H250V163H248V165H249V167L247 166ZM11 163V164H12ZM199 163V162H198ZM197 163V164H198ZM203 163V162H202ZM211 163V162H210ZM215 163H216V166H214V167H216V169H219L218 168V166L219 165H217V164H219V160L217 159V161H215L214 162V165H215ZM260 165H259V164ZM20 164V163H19ZM164 164V165H163ZM187 164V163H186ZM200 164V163H199ZM230 164V163H229ZM246 164V165H245ZM252 164H256L255 166H257V167H255V168H252L253 166H252ZM25 165V166H24ZM119 167H118V166ZM235 165L237 166V168L235 167ZM247 167H245V166ZM8 166H10V164L8 165ZM202 166V165H201ZM252 166V167H251ZM10 167H12V165L10 166ZM24 167V168H23ZM69 167L74 171V172H71L70 170V172L72 173H70L69 171H68V169H69ZM210 167H212V166H210ZM221 167H223V166H221ZM220 167V168H221ZM199 168H201V167H199ZM203 168H204V166H203ZM231 168V169H230ZM239 168L241 169V170H239ZM27 169V170H26ZM128 169H129V165H128ZM171 169H173V168H171ZM188 169V168H187ZM185 170L184 172H192V171H189V170ZM202 169V168H201ZM200 169V170H201ZM213 169V168H212ZM226 169H228V170H226ZM231 170V172L229 173L228 171H230ZM234 169H235V171H234ZM250 169H251V171H250ZM256 169H257V173H256ZM137 170V171H136ZM190 170H193V169H190ZM248 170V171H247ZM56 171V172H55ZM70 173H68V172ZM138 172L139 171V173L138 174H141V176H142V178L144 177L145 179H146V181H152V183H151V181L149 182L148 181V183H147V185H149V187H146L147 185H144V186H141L140 184H137L136 183V180H135V176H134V174H132V172ZM195 171H196V169H195ZM223 171V172H222ZM233 171V172H232ZM250 171V172H249ZM253 171V172H252ZM260 171V172H259ZM53 172H55L56 174H59L58 175V178H54V174H53ZM135 172V173H136ZM180 173V175L181 174H183V175H179V176H177L181 181H185L183 184H182V182L180 181V183H179V179L178 178H176L175 179V181L176 180H178L177 182H178V184H181V185H183L184 186V188H183V186H181V185H179V187H177L176 186V184L175 185H171V186H173V187H175V188H172L171 186H169V187H167L165 190H164V188H163V192H162V194H161V197L159 198L160 200H159V202L158 203H160L159 204V206L158 205H155L154 204V210H155V212L156 213H158L160 210H161V208H159V207H162L163 206V204L162 203H164V206L165 207H167V210H169L172 214L170 215V213H169V215L171 216V217H174V218H177V216L176 215H174V214H178V215H182V212L183 211H181L184 207H186V208H188L189 207V209L186 211V209L184 208V211H186V212H193V213H191L190 214V216L186 213L185 215H186V217L184 216V217H182L183 218V220H182V218H181V221L182 222H184V220H185V218H186V220H185V223H180V221H179V219H176V221H177V224L178 225H176V222L174 221V220H171V217L169 218V215L166 213L167 212V210H166V215H167V217H165L166 219H167V221L169 222V223H172V227L170 226V228H165L166 226L162 223V220L160 221V220H158V219H160L161 217H159L158 219H153L152 220V222L154 221V220H156V221H154L153 223H154V225L156 226V225H158L159 224V229L161 228V227H163L162 229H165V230H168L169 232H171V236H172V234H173V237H172V239H173V241L174 242H172V244H174V247H173V249L175 248V247H177V249L176 250H174V254H176L177 253V256H178V253L180 252V253H182V254H184L185 255V252L183 253V251L184 250H187L188 249V246H190V244H191V249L190 250H192L193 248H194V246H195V248L197 247V248H199V249H197V252H198V250L200 251L202 248H205L206 247V249L208 248V249H210V247L209 246H215V247H221V249H222V247L224 248L225 246L227 247L228 245H230V249L228 250L230 253H232L235 249H232L231 248V246L233 245H235V244H237L238 242H236V243H229L228 241H230V239L234 236V238L236 239V240H238L241 244L243 243V242H250L249 244H251V245H253V244H255L256 246H257V248H254V247H252L251 245H249V246H251L250 248L251 249H253L254 251H252L251 250V254H250V256L249 257H251L250 259H247L248 258V255L247 254H245V253H248V252H245L246 250H247V243L245 244L246 245V250L244 251L241 247L239 248V246L241 245V244H237L238 245V248H237V250H241V251H244V255H243V253H241L242 255H243V257H240L241 256V254L239 255V257L242 259V258H246L247 260H248V262L249 261H251V259H252V261L254 262V264L256 263V264H259L260 263V261L261 260H257V256H258V254L261 252L262 253V251H264V249L262 248L264 245V240H261V239H264V228H263V230L262 229H260V228H256V230L257 229H259L260 231H256V232H254L253 230H254V228H255V226H256V223H257V225L258 224H260V221H258L257 220V218L258 219H260V220H262L259 216H257L256 217V215H255V217L256 218H254L255 219V221L256 222H254L255 224H253L254 225V228H250L249 229V232H243L242 233V235H237V232H238V229H239V227H236V224H233L232 222L234 221V216H230V215H227V213H225V212H221V210L222 211H224V210H226V209H228L229 211H230V214H236L237 213V216L236 217H238L237 218V222L239 221V220H241L240 218H239V212L240 211H236V213H235V210L237 209L236 208V206H234L235 204V202H233V201H231V200H233V198L231 199V198H229V196H227L228 198L227 199H225V198H222L223 196H226L225 195V193L224 194H222V193H220V195H218V197H217V199H216V197L215 196H212V198H214V199H212L211 197L210 198H208V195H210L211 194V192H210V194H207V193H209V190L204 194L203 193V190L202 189H204L202 186H204L205 187V185H202L200 182H198L197 184L195 183L196 182V180H194V177L193 178H191V174L190 173ZM255 172V173H254ZM263 172V173H262ZM26 173H27V175L29 176H26ZM31 175H30V174ZM68 173V174H67ZM166 173L169 175H167L166 176ZM221 173V174H220ZM226 173H228L227 175H228V177H227V175H226ZM236 173V172H235ZM247 173H248V176H247ZM252 173V174H251ZM260 173H262L261 174V176H260ZM34 174V175H33ZM219 174V175H218ZM223 174V175H222ZM225 174V175H224ZM14 175V177L12 178V176ZM70 175V176H69ZM196 175V174H195ZM199 175V174H198ZM220 175H222V176H220ZM241 175H239V173H238V176H241ZM253 175V176H252ZM258 175V176H257ZM26 176V177H25ZM61 176V177H60ZM69 176V177H68ZM95 176V175H94ZM105 176V175H104ZM111 176V175H110ZM202 176V175H201ZM223 176L225 177V178H227L226 180L225 179H222L223 178ZM231 176V177H230ZM241 176V177H242ZM251 176V177H250ZM254 176H256V178L254 177ZM17 178V180L16 179H14V178ZM55 177H57V175L55 176ZM63 177V178H62ZM216 177H218V178H216ZM222 177V178H221ZM233 177V178H232ZM248 177H249V179H248ZM252 177H254V178H252ZM39 178V179H38ZM67 178H69V179H67ZM96 178V177H95ZM143 178V179H144ZM189 178H191V179H189ZM198 178V177H197ZM207 178V179H206ZM221 179V181H220V179ZM36 179H38V181H39V183L41 184H39L40 185V188H42V191H44V192H41V193H38L37 191H39V190H37L35 187V185H36ZM144 179V180H145ZM156 179H158V181L159 180H162V182H158V183H156V185H158V186H156L155 185V180ZM182 179H184V180H182ZM186 179H187V182L189 183V187H188V183L186 182ZM213 179H215L214 181H215V184H216V182H217V184H219V181H220V184L219 185H217L216 186V188H215V184H214V182L213 181H211V180H213ZM218 179V180H217ZM229 179V180H228ZM232 179V180H231ZM238 179V178H237ZM242 179V178H241ZM248 179V180H247ZM256 179H257V181H258V183L260 184H258L257 183V181H256ZM41 180V181H40ZM168 182H167V181ZM190 180V181H189ZM249 180H250V182H249ZM251 180H254V183H253V181H251ZM13 181V182H12ZM37 181V182H38ZM68 181V182H67ZM92 181V180H91ZM90 181V182H91ZM193 181V183H194V186H193V184L191 185L192 186V188L194 189H192L194 192H197V187L199 186V184H200V186H201V190H202V193L200 194V192H201V190H200V188H199V190H200V192L198 191V195H201L200 197H202V199L200 198V200L199 201H201L200 203H196L195 201H197L198 200V198H197V200L195 199V197L197 196L192 190H190L189 188H190V182H192ZM203 181H205V182H203ZM208 181H211V182H208ZM239 181V180H238ZM47 182V183H46ZM49 182H50V184H49ZM107 182V183H108ZM176 182V183H177ZM207 182V183H206ZM236 182V181H235ZM45 183H46V185H45ZM68 183V184H67ZM89 183V182H88ZM149 183H151V184H149ZM167 183V184H166ZM185 183H187V184H185ZM211 183V184H210ZM223 183V184H224ZM239 183H241L242 184V182H240L239 181ZM24 184V183H23ZM43 184V185H42ZM96 184V183H95ZM98 184V183H97ZM196 184V185H195ZM209 184V185H208ZM214 184V188H212V185ZM235 184V185H234ZM251 185V187L249 186V185ZM1 185V184H0ZM25 185H26V183H25ZM68 185V186H67ZM151 185H152V188H150L151 187ZM257 185V186H256ZM11 186V187H12ZM42 186V187H41ZM74 186V185H73ZM87 186V185H86ZM85 186V187H86ZM93 186V185H92ZM197 186V187H196ZM224 186V185H223ZM222 186V187H223ZM252 186H253V188H252ZM259 186V187H258ZM1 187V186H0ZM24 187V186H23ZM44 187V188H43ZM88 187V186H87ZM108 187V186H107ZM186 187V188H185ZM228 187V188H227ZM258 187V188H257ZM2 188H3V186H2ZM6 188V189H7ZM46 188V190H44ZM69 188V189H68ZM99 188V187H98ZM150 188V189H149ZM171 188V189H170ZM247 188V189H246ZM250 188V189H249ZM52 189H53V191H52ZM82 189V188H81ZM85 189V188H84ZM88 189V188H87ZM168 189V190H167ZM196 189V190H195ZM211 189H213V190H211ZM219 189V190H218ZM221 189V190H222ZM256 189H258V190H260L259 192L256 190ZM0 190H1V188H0ZM83 190V189H82ZM94 190V189H93ZM218 190V191H217ZM237 190V191H236ZM239 190V191H238ZM251 190V191H250ZM1 191H3V189L1 190ZM0 191V192H1ZM7 191V190H6ZM14 191V192H13ZM45 191H47V193L45 192ZM50 191V192H49ZM74 191V190H73ZM76 191V190H75ZM190 191H192V192H190ZM215 191L213 192V195H215L216 193H215ZM248 191H250V192H248ZM263 191V192H262ZM8 192H6L5 194H2L1 195V193H0V195L1 196H4V195H6ZM9 192V193H10ZM23 192V193H22ZM48 192H49V194H48ZM54 192H56V194H54V195H56V200H59V207H57L58 209H59V211H58V218H56L55 219V215H56V213H54V215H53V213H51V215H49V217L46 215L45 216V213L42 211V212H36V210H37V204L39 205V203H43L44 204V207H46V206H53L55 203H57V202H55V201H53L55 198L54 197H52V199L53 200H51V197H50V199H49V197L48 196H52V195H50V193L51 194H53ZM69 192V193H68ZM76 192H78V191H76ZM85 192V191H84ZM91 192V191H90ZM154 192V193H153ZM159 192H161V190H159ZM205 192V191H204ZM234 192V193H233ZM243 192V193H242ZM252 192H254V193H252ZM258 192V193H257ZM4 193V192H3ZM187 193H188V195H187ZM190 193H192V195H190ZM215 193V194H214ZM13 194H14V198H13ZM84 194V193H83ZM227 194V193H226ZM252 196H250V195ZM260 194H263V195H260ZM48 195V196H47ZM73 195V194H72ZM76 195V194H75ZM74 195V196H75ZM113 195L111 196L112 198H113ZM196 195V196H195ZM203 195H207L206 197H207V199H211V201L209 200H207L206 199V197L205 196H203ZM217 195V194H216ZM256 195V196H255ZM259 197H258V196ZM6 196H9V194H7ZM74 196H72V197H74ZM87 196V195H86ZM88 196H90V195H88ZM102 196V195H101ZM109 196V195H108ZM236 196V195H235ZM238 196V198H240ZM261 196V197H260ZM10 197V196H9ZM188 197H189V199H188ZM192 197H193V199H192ZM247 197V198H246ZM76 198V197H75ZM91 198V197H90ZM103 198V200H104V196L102 197ZM101 197H100V200L102 199ZM147 199H150V198H148V197H146ZM146 198H143V199H145L146 201H147V199ZM191 198V199H190ZM236 198V197H235ZM240 198V199H241ZM247 200H246V199ZM248 198L250 199V200H248ZM253 198V199H252ZM257 198H258V200H257ZM74 199V198H73ZM114 199V198H113ZM189 200V202H192L193 200V205H191L192 203H190V206H189V204H188V202H185V204H182V203H180V202H184L185 200ZM206 199V200H205ZM218 199H219V201H218ZM223 199H225L224 201H223ZM231 199V200H230ZM239 199V200H240ZM252 199V200H251ZM263 199V200H262ZM4 200V201H5ZM8 200V201H7ZM51 200V202H49ZM70 200V199H69ZM99 200V201H100ZM156 201H158V198H156L155 199ZM154 200V201H155ZM191 200V201H190ZM214 200V201H213ZM226 200H230L231 202V204H230V206H229V204H228V207H226L227 206V202L228 201H226ZM244 200L242 201V202H244ZM255 200H257L256 202L257 203H259L260 201L259 200H261L262 201V204L260 203V205H257V203L255 202ZM3 201V200H2ZM10 201V202H9ZM40 201V202H39ZM71 201V200H70ZM102 201V200H101ZM144 201V200H143ZM163 201V202H162ZM225 202L226 203V205L224 206V204H223V202ZM249 201V202H248ZM39 202V203H38ZM55 202V203H54ZM97 202V201H96ZM149 202V201H148ZM171 202V206L172 207H174V206H176V210H174L175 209V207L173 208V209H169V207H171L170 205H169V203ZM177 202V203H176ZM178 202L180 203V204H178ZM195 202V203H194ZM216 202V203H215ZM218 202V203H217ZM254 202H255V204H254ZM21 203V204H20ZM42 203H41V205H42ZM73 203V202H72ZM82 203H84V202H82ZM102 203V202H101ZM103 203H105V202H103ZM158 203H156V204H158ZM209 203V204H208ZM213 205L214 204V207L215 208H213L212 210L215 212H212V210H211V208L213 207H211V204ZM229 203V202H228ZM50 204V205H49ZM76 204V203H75ZM95 204V205H94ZM106 204V203H105ZM125 204H127V205H125ZM149 204V203H148ZM167 206H166V205ZM181 204H182V206H181ZM188 204V206H186ZM206 204V205H205ZM218 206H217V205ZM223 204V205H222ZM251 206H250V205ZM255 206H254V205ZM2 205V206H1ZM3 205L5 206V202H4V204H0V207H3ZM14 205V206H13ZM57 204H55L54 206L56 207V206H58ZM79 205H81V204H79ZM94 205V206H93ZM138 205L140 206V207H138ZM152 205V204H151ZM161 205V206H160ZM174 205V206H173ZM180 206V207H178V206ZM209 205V206H208ZM216 205V206H215ZM233 205V206H232ZM43 206V205H42ZM124 206H126V207H124ZM131 206H132V208H131ZM150 206V205H149ZM193 206H195V207H193ZM226 207V208H222V207ZM22 207V206H21ZM20 207V208H21ZM54 207V208H55ZM153 207V206H152ZM151 207V208H152ZM155 207L156 208H159V209H155ZM165 207H163V208H165ZM171 207V208H172ZM178 207V208H177ZM190 207H192L191 208V210H190ZM209 207V208H208ZM229 207H231L230 209H229ZM255 207V208H254ZM260 208V209H258V208ZM4 208V207H3ZM50 208H53V207H50ZM90 209V211L91 210H93V212L91 211H89V209ZM117 208L118 207H116L115 209L117 210ZM124 208H126V210L124 209ZM129 208H130V210H129ZM150 208V207H149ZM180 208V209H179ZM201 208V209H200ZM233 208H235V209H233ZM250 208V209H249ZM254 209V210H252V209ZM262 208V209H261ZM16 209H18V210H21V211H18V210H16ZM152 209V210H153ZM203 209V210H202ZM215 209V210H214ZM257 209V210H256ZM86 210H88L89 211V213H86V215L84 216V214H85V212H86ZM97 210V211H96ZM134 210L132 211V212H134ZM141 210H142V208H141ZM209 210H211V215L212 216H210V214L209 213H207V212H209ZM220 210V211H219ZM238 210V209H237ZM263 210V211H262ZM77 211H78V208H77ZM87 211V212H88ZM114 211V210H113ZM118 211V210H117ZM136 212H137V210H135ZM138 211H140V209H138ZM168 211V212H169ZM173 211H174V213H173ZM176 211H178V213H176ZM181 213H180V212ZM205 211H207V212H205ZM216 211H218V212H216ZM21 212V213H20ZM79 212V211H78ZM119 212H120V210H119ZM127 212V211H126ZM129 212H128V214H129ZM150 212V211H149ZM153 212V211H152ZM155 212L153 213V214H155ZM232 212V213H231ZM4 213H5V211H4ZM20 213V214H19ZM38 213V214H37ZM40 213H43L44 214V216L42 215V214H40ZM113 212H111V214H112ZM145 213V212H144ZM180 213V214H179ZM195 213H196V215H197V213H199V215H202L203 213V218H201V216H199V215H197L198 216V219H197V217L195 218L196 220H194L193 219V217H195L196 215H195ZM206 213H207V215H208V217L209 218H207V215H206ZM217 213L219 214V216L217 215ZM222 213H225V214H222ZM249 214H250V212H248ZM74 214V213H73ZM80 214V215H79ZM78 215L79 216H81V213H79ZM100 214H101V211H100ZM104 214V215H103ZM111 214H109V217L107 218V220L110 218V216H111ZM127 214V213H126ZM145 214H147L148 215V213H145ZM140 215V219L142 220V221H144L145 219V221H148L149 219H151V218H146L147 216L146 215ZM152 214V213H151ZM152 214V215H153ZM248 214V215H249ZM255 214V213H254ZM95 217H94V216ZM113 215V214H112ZM122 215V214H121ZM132 215V214H131ZM150 215V214H149ZM148 215V216H149ZM159 214H156V216H158ZM191 215H194V216H192L191 217ZM206 215V216H205ZM220 215H222V217L220 216ZM253 215V214H252ZM40 216V217H39ZM43 216V217H42ZM52 216H54L53 218L54 219H50V217H52ZM146 216V217H145ZM164 216H165V214H164ZM163 216V217H164ZM188 216V217H187ZM214 216H215V218H214ZM216 216H217V218H218V221L219 222H221V223H219L218 221H217V218H216ZM225 216H228V218H230V220L228 219V218H226L225 219ZM251 216V215H250ZM13 217V218H12ZM75 217V216H74ZM101 217V218H102ZM107 217V216H106ZM113 217V216H112ZM117 217H119V215H117L116 216V218ZM134 217V216H133ZM191 217V218H190ZM213 217V218H212ZM240 217L242 218L243 216H241L240 215ZM254 217V216H253ZM48 218V219H47ZM76 218V217H75ZM132 218V217H131ZM201 218V219H200ZM206 218V219H205ZM214 219V220H216V221H214V220H208V219ZM222 218H224V222H222L221 221V219ZM234 218V219H233ZM0 219V221H2ZM14 219H15V221H17V222H15L14 221ZM50 219V220H49ZM77 219V218H76ZM84 220V223H82L83 222V220ZM99 218H97V220H98ZM103 219V221H101V222H103V223H101L102 225H100V226H97V225H95V226H97V228H96V230H95V227L93 228L92 226L93 225H91V228H90V231H91V229L93 230V231H98V233H100V234H102L103 233V227H101V226H103V224H104V226H106V225H108V226H106L105 227V231H104V234H102L103 235V237L104 238H106L105 236H107V235H110L111 234V237H114L113 235H115L114 233H113V229H114V224H113V226L111 227V229H109V228H107V227H109V225H110V221H108V223H106V218H105V220H104V218H102ZM139 219V220H140ZM144 219V220H143ZM148 219V220H147ZM169 219V220H168ZM190 219V222L188 221ZM191 219H193V220H191ZM203 219H204V221H203ZM232 219H233V221H232ZM253 219V220H254ZM54 220V221H53ZM75 220V219H74ZM78 220H79V217H78ZM87 220H88V222H87ZM96 220V221H97ZM110 220V219H109ZM118 220H121V218L119 217V219ZM123 220V219H122ZM125 220H126V218H125ZM125 220H123V221H125ZM231 222V223H229V221ZM5 222H7V220H4ZM52 223H51V222ZM55 221H57V222H55ZM77 221V220H76ZM91 221L93 222V223H91ZM172 221V222H171ZM173 221L175 222V225H174V228H173ZM207 221V222H206ZM225 221H227L226 223H225ZM247 221H248V219H247ZM246 221V222H247ZM71 222V221H70ZM78 222V221H77ZM98 222V221H97ZM105 222V223H104ZM128 222V221H127ZM141 222V221H140ZM139 222V223H140ZM152 222H145L144 224L145 225H143L142 224V227H141V223H140V225L139 226H137V227H140V228H138V229H140V230H138L139 232H140V234H141V236L142 235H144V237H146V236H150L149 237V241H150V239H151V236H155L154 238L155 239H158L159 238V236L161 235V233L162 232H164L162 229L161 230H159V231H155V226L153 225V223ZM158 223V224H156V223ZM159 222H161L163 225H161ZM165 222V221H164ZM167 222V223H168ZM206 222V223H205ZM210 223L209 225L207 224V223ZM214 222H218V223H214ZM259 222V223H258ZM264 222V221H263ZM8 223V222H7ZM51 223V224H50ZM57 223V224H56ZM96 223V222H95ZM146 223H147V225H146ZM166 223V222H165ZM188 223V226L187 225H185V224H187ZM228 223H229V227H227L228 226ZM249 223H251V222H249ZM106 224V225H105ZM112 224V223H111ZM150 224V225H149ZM152 224V225H151ZM179 224H181V226L179 225ZM182 224H184V225H182ZM222 224V225H221ZM225 224H227V226L225 225ZM231 224L233 225V226H235V228L233 227V226H231ZM241 224V223H240ZM240 224H238L239 226H240ZM246 224H248V223H246ZM0 225L2 226V223H0ZM7 225H9V224H7ZM17 225V226H18ZM69 225V226H68ZM72 225V224H71ZM99 225V224H98ZM122 225V224H121ZM120 225V226H121ZM206 226V227H204V226ZM220 225H221V227H220ZM249 225V224H248ZM77 226H78V228H77ZM85 225H83V227H84ZM125 226V225H124ZM161 226V227H160ZM251 226V225H250ZM53 227V228H52ZM55 227V228H54ZM67 227H69V231H68V228ZM101 229H100V228ZM136 227V226H135ZM136 227V228H137ZM145 227V228H144ZM148 227V228H147ZM149 227H150V231H149ZM223 227V228H222ZM226 227V228H225ZM244 227H246V225L244 226ZM252 227V226H251ZM133 228V227H132ZM144 228V230L142 231V229ZM154 228V229H153ZM201 228V229H200ZM220 228V229H219ZM225 228V231H227V232H223L222 233V231H223V229ZM229 228V229H228ZM231 228H234V230H235V232H230V231H232L233 229H231ZM100 229V230H99ZM147 229V230H146ZM151 229H152V231H151ZM172 229V230H171ZM203 229V232H205L204 234H202V233H200L201 231L200 230H202ZM222 229V230H221ZM241 229L242 228H240V231H241ZM27 230V231H26ZM28 230H29V232H31V233H29L28 232ZM83 230V231H82ZM101 230H102V232H101ZM106 230H107V232H109V230H111L109 233L110 234H106ZM137 230H135L134 232H135V235L133 234V235H131L130 236V234H125L124 236L127 238L128 236H129V238L128 239H131L133 236L135 237V236H139V232H138V235H136L137 233ZM156 230H158V229H156ZM171 230V231H170ZM218 230L220 231V232H218ZM25 231V232H24ZM54 231V232H53ZM87 232L89 231V230H86ZM100 231V232H99ZM146 231H147V233H146ZM149 231V232H148ZM156 233H155V232ZM160 231H161V233H160ZM246 231H248V230H246ZM10 232V233H9ZM28 232V233H27ZM112 232V233H111ZM133 232V231H132ZM142 232V233H141ZM145 232V233H144ZM151 232H152V234H151ZM154 232V233H153ZM230 232V233H229ZM14 233V234H13ZM23 233V234H22ZM27 233V234H26ZM49 233H50V235H49ZM69 233V234H68ZM91 233H92V231H91ZM90 233V234H91ZM130 233V232H129ZM144 233V234H143ZM159 233V234H158ZM222 233V235H220ZM226 233V234H225ZM228 233V234H227ZM9 234V235H8ZM11 234H13L12 235V237H10L11 236ZM16 234V235H15ZM89 234V235H90ZM100 234H99V236H100ZM132 234V233H131ZM145 234H147L146 236H145ZM156 234H158V236H156ZM165 234V233H164ZM201 234V235H200ZM219 235L218 237V241H216V239H215V235ZM231 234H233V236H231ZM240 234H241V232H240ZM255 234V235H254ZM19 236V239H18V236ZM22 235H24V238H23V236ZM28 235V236H29ZM77 235V236H76ZM87 236H88V233L86 234ZM254 235V236H253ZM5 236V235H4ZM3 236V237H4ZM16 238H15V237ZM20 236L22 237V239H23V241H24V243H23V245L22 244H20L21 242L19 241L20 240ZM48 236V239H47V242L45 241L46 240V237ZM53 236H55V237H53ZM92 236V235H91ZM140 236V237H141ZM198 236V237H197ZM29 237H32V236H29ZM29 237H28V239H29ZM73 237V238H74ZM95 237V236H94ZM93 237V238H94ZM97 237V236H96ZM108 238H110L109 236H107ZM125 237H122V240H128V239H126ZM131 237V238H130ZM144 237H141L140 239H142V238H144ZM161 237H164V236H161ZM159 238V240H156V242L157 241H159V243H156L155 241H154V238L151 240V241H153V243L152 244H155V248H153V251L152 250H147V251H149V253H150V251H151V253L153 252V255L155 254L156 255V253H154V252H156V251H159V249L161 248L160 247V243H162L163 242V238ZM6 238V237H5ZM55 238V239H54ZM102 238V237H101ZM107 238V239H108ZM234 238H232V240H234ZM257 238V241L255 242V239ZM2 239V238H1ZM21 239V240H22ZM24 239H26V240H24ZM54 239V240H53ZM89 239V238H88ZM106 239V240H107ZM120 239V238H119ZM118 239V240H119ZM135 239V238H134ZM139 238H137V240H138ZM163 239V240H162ZM170 239V238H169ZM169 239H165V240H169ZM171 239V240H172ZM183 239H185L186 240V242H181ZM3 240H5L4 238H3ZM3 240H1L2 242H4V244H5V241H3ZM18 240V241H17ZM99 240V239H98ZM102 240H103V238H102ZM121 240V239H120ZM133 240V239H132ZM143 240V239H142ZM147 239H144V241L146 242V244H150V243H148V240L146 241ZM164 240V241H165ZM171 240H169V241H171ZM198 240V241H197ZM251 240V241H250ZM253 240V241H252ZM17 241V242H16ZM22 241V242H23ZM49 241V242H50ZM91 241H93V240H91ZM101 241V240H100ZM143 241V242H144ZM150 241V242H151ZM169 241H165L166 242V244H165V242H163L165 245H170L169 244ZM20 242V243H19ZM84 242V241H83ZM85 242H88V241H85ZM84 242V243H85ZM122 242V241H121ZM121 242L120 243H118V241L117 242H114V243H111L112 245H108L107 247L105 246V248L103 249V251H105V249H106V251H107V253H109L110 255L112 254V253H114V255H115V253H117L118 252V250H119V252L121 251V248L119 249V247L121 246ZM144 242V243H145ZM189 242H192V243H189ZM233 242V241H232ZM253 242V243H252ZM258 242H259V244H258ZM15 243V244H14ZM34 243V244H33ZM38 243V244H37ZM94 243V242H93ZM92 243V244H93ZM116 243H118V245L116 244ZM124 243V242H123ZM123 243H122V245H123ZM126 243V242H125ZM162 243V244H163ZM180 243V244H179ZM181 243L183 244L184 243V247H182L183 245H181ZM227 245H226V244ZM261 243V244H260ZM28 244V245H27ZM120 244V245H119ZM131 244H133V242L131 243ZM130 244V245H131ZM156 244H159V246L158 245H156ZM163 244V245H164ZM203 244H205V245H203ZM225 244V246H223ZM43 246L42 247H44V249L46 248V247H48L47 245H45L44 243L42 244ZM50 245H49V247H50ZM77 245V244H76ZM84 245V244H83ZM105 245V244H104ZM163 245H161L162 247H163ZM164 245V246H165ZM176 245V246H175ZM180 245V246H179ZM193 245V246H192ZM201 245V246H200ZM202 245H203V247H202ZM221 245V246H220ZM262 245V246H261ZM41 246V245H40ZM70 246V245H69ZM72 246H74V245H72ZM132 246V245H131ZM130 246V247H131ZM156 246H158L159 248H156ZM205 246V247H204ZM254 246V245H253ZM2 247H4V246H2ZM1 247V248H2ZM77 247H78V245H77ZM83 247V246H82ZM85 247H86V245H85ZM151 247V246H150ZM261 249H260V248ZM5 249L4 250H6L7 248H6V245H5V247H4ZM14 248V247H13ZM16 249V251L13 249V252H15V253H18V252H21V251H19V247H15ZM17 248H18V250H17ZM21 248V247H20ZM33 248H35V247H33ZM51 248H49L50 249V251H51ZM140 248H142V250H144L145 248H149V246L147 247V246H139L137 249H140ZM144 248V249H143ZM152 248V247H151ZM151 248H149V249H151ZM165 248H168V249H166V250H168L167 251V253H166V250H165V252H164V254H166V256H167V254L169 253H171V250H170V248L169 247H167V246H165L164 247V249ZM172 248V247H171ZM234 248H235V246H234ZM37 248H35V250H36ZM43 249V248H42ZM74 249V248H73ZM85 249V248H84ZM134 249V248H133ZM164 249H160V251L163 253V250ZM207 249V250H208ZM219 249V248H218ZM221 249L219 250L220 251V254L222 255V253H221ZM256 249L258 250V253H257V251H256ZM259 249H260V251H259ZM8 250V249H7ZM29 250H31V251H29V253L30 252H32V247H29ZM38 250V249H37ZM46 250V249H45ZM70 250H72L71 248H70ZM74 250H76V248L74 249ZM73 250V251H74ZM80 250V249H79ZM141 250V249H140ZM139 250V251H140ZM262 250V251H261ZM34 251V250H33ZM38 251H40V250H38ZM69 251V250H68ZM103 251H101L102 253H103ZM135 251V250H134ZM159 251V252H160ZM176 251H178V252H176ZM227 251V253H229ZM3 253L4 252H6V251H2ZM24 251H22V253H23ZM43 252V251H42ZM45 253H47L48 252V250H47V252L46 251H44ZM55 252V253H56ZM80 252V251H79ZM82 252V251H81ZM101 252L99 253V258H102L101 256ZM118 252V253H119ZM125 252V251H124ZM136 252H137V250H136ZM140 252H142V251H140ZM159 253V255L161 254L162 256H163V258L161 259V257L160 258H156L155 256H153L152 255V257H154V259H155V261H156V259H160V260H164V261H166L167 262V259L164 257V254H162V253ZM173 252V251H172ZM191 252H194V251H191ZM201 252H202V250H201ZM200 252V253H201ZM226 252V251H225ZM237 252H239V251H237ZM236 252V253H237ZM8 253V252H7ZM14 253V254H15ZM21 253V254H22ZM26 253V252H25ZM25 253L24 254H22V255H25ZM29 253L27 254V255H29ZM33 253H35V252H33ZM51 253V252H50ZM96 253V252H95ZM94 253V254H95ZM105 253V252H104ZM106 253V254H107ZM142 253H145L144 255H142L143 256V259L141 260V259H139V260H141V263H142V261H144L145 259H147L148 258V256L150 255L151 256V253L150 254H147L146 252H142ZM195 253H196V251H195ZM199 253V254H200ZM253 253H255V258H254V254ZM260 253V254H261ZM0 254H2V253H0ZM6 254V253H5ZM9 254H10V252H9ZM18 254H20V253H18ZM40 254H42L41 252H40ZM48 254V253H47ZM59 254V255H58ZM120 254V253H119ZM130 254V253H129ZM146 254H147V258L145 257L146 256ZM168 254V255H169ZM172 254V253H171ZM215 254V253H214ZM225 254V257L224 258H226V256H227V258L226 259H228L229 258V254H226V253H224ZM233 254V253H232ZM249 254V253H248ZM252 254H253V256H252ZM257 254V255H256ZM16 255V254H15ZM34 255H37V254H33V256H32V253H31V255H29V256H31L32 257V259H34ZM43 255V254H42ZM53 255V254H52ZM55 255V254H54ZM55 255V256H56ZM101 255V256H100ZM104 255V254H103ZM110 255H109V257H110ZM121 255H123V254H121ZM119 256V255H116V256H119V257H121V259H123L122 257L123 256ZM125 255V254H124ZM194 254L192 253V255L191 256H193ZM231 255V254H230ZM247 255V256H246ZM262 255H263V253H262ZM2 256V255H1ZM0 256V257H1ZM12 256V255H11ZM18 256V255H17ZM16 256V257H17ZM20 256V255H19ZM48 256H49V254H48ZM54 256V257H55ZM56 256V257H57ZM131 256H132V254H131ZM170 256V255H169ZM168 256V257H169ZM177 256H175L176 258H178L179 259V256L177 257ZM209 256V257H208ZM208 256H205L204 255V257H202V258H195L194 259V261H192V263L190 262V260H189V264L191 263V264H210L211 262H212V264H213V259L211 258V256L210 255H208ZM216 256V255H215ZM217 256H220V255H218L217 254ZM224 256V255H223ZM222 256V257H223ZM237 256V255H236ZM16 257H14V258H16ZM20 257H22V256H20ZM24 257V256H23ZM35 257V258H36ZM79 257H82L81 255L79 256ZM92 257V256H91ZM94 257V256H93ZM104 257H105V255H104ZM106 257H107V255H106ZM102 258V259H100V260H98L97 258H96V260L94 259V262H93V264L94 263H96V262H98L99 261V263H101L102 261L101 260H103V259H105V261H106V259L107 258ZM108 257V258H109ZM145 257V258H144ZM170 257H172L171 258V261H172V259H174L173 257H174V255L172 254V256H170ZM182 257V256H181ZM186 256H183V258H185ZM189 257H190V255H189ZM221 257V256H220ZM219 257V258H220ZM222 257H221V260H222ZM238 257V258H239ZM5 258V257H4ZM26 258V257H25ZM47 258H48V260H47ZM77 259H78V256L76 257ZM86 258H87V255H86ZM114 258H115V256H114ZM136 258V257H135ZM140 258H141V256H140ZM150 258V257H149ZM215 258V257H214ZM235 258V257H234ZM238 258H235V260H234V264H238V262L240 261V260H238L237 261V259ZM6 259V258H5ZM70 259H72V257L70 258ZM81 259V258H80ZM79 259V260H80ZM84 259V258H83ZM113 259V258H112ZM152 260H153V258H151ZM166 259V260H165ZM168 259H170V258H168ZM178 259H176V261L178 260ZM225 259V260H226ZM4 260V259H3ZM23 260V259H22ZM30 261H28L29 262V264H33L32 263V260L31 259H29ZM34 260H36V259H34ZM38 260H36V262L38 261ZM75 259H74V257H73V260H70V261H74ZM88 260V259H87ZM126 260V259H125ZM135 260V259H134ZM133 260V261H134ZM150 260V259H149ZM160 260H158L159 262H160V264H161V261ZM186 258H185V262H186ZM211 260V262H208V261H210ZM243 260V259H242ZM5 261V260H4ZM11 261V260H10ZM17 262H18V260H16ZM19 261H20V259H19ZM27 260H25V262H26ZM50 261V262H49ZM82 261V260H81ZM85 261V260H84ZM101 261V262H100ZM115 261V260H114ZM119 261V260H118ZM123 261H124V259H123ZM122 260H120V264H128V263H122L123 262ZM147 261V262H146ZM151 261V260H150ZM150 261H148V260H145V264H151V263H149ZM158 261H156V262H158ZM171 261H169L168 260V264H169V262H171ZM188 261V260H187ZM257 261L259 262V263H257ZM5 262H7L6 264H8V258H7V260L5 261ZM11 262H14L13 260L11 261ZM34 263H35V261H33ZM39 262V261H38ZM38 262L36 263V264H38ZM75 262H77L76 264H78L79 262H78V260L76 261L75 260ZM104 262V261H103ZM116 262V261H115ZM114 262V263H115ZM136 262H137V259H136ZM139 262L140 261H138L137 263L139 264ZM155 262V263H156ZM163 262V261H162ZM226 262H229V261H226ZM246 261H244V262H240V263H242V264H246V263H248V262H246ZM20 263H22L21 261H20ZM40 263H43V262H39V264ZM81 263V262H80ZM85 263H87V262H85ZM98 263V264H99ZM130 264H134V262H129ZM136 263V264H137ZM144 263V262H143ZM142 263V264H143ZM155 263H153V264H155ZM23 264H24V260H23ZM27 264V263H26ZM83 264H84V262H83ZM89 264H91V263H89ZM115 264H117V263H115ZM171 264V263H170ZM179 264V263H178ZM222 264H224V263H222ZM225 264H227V263H225ZM232 264V263H231Z\"/></svg>","mask_w":264,"mask_h":264},{"label":"rangeland","instance_id":"obj_2","mask_svg":"<svg viewBox=\"0 0 264 264\" xmlns=\"http://www.w3.org/2000/svg\"><path fill=\"white\" fill-rule=\"evenodd\" d=\"M112 1V0H111ZM114 1V0H113ZM112 1V2H113ZM131 1V0H130ZM133 1V0H132ZM131 1V2H132ZM153 1H155V0H142V2L143 3H145L146 5L147 4H149V6L147 5V7L149 8L150 6H151V4H152V6H151V9H150V12H153V13H155V12H157V11H155L154 10V3L155 2H153ZM162 1V0H161ZM164 1V2H163ZM162 2H159V4L160 3H162V4H164V6L163 5H159L158 4V6H163V8H165L166 7V5L168 6V4H167V0H163ZM167 1V2H166ZM184 1V0H183ZM189 1V0H188ZM197 1H200V2H197ZM208 1V2H207ZM222 0H196V1H194V0H192V2H194V5H195V2H197L198 3V5H199V3H200V5H199V7H197L196 6V8L198 9V8H200V9H198L197 11H194L195 13H193V12H188V11H193V10H195V9H193V10H191L189 7H187V5H189L190 6V4H188V2L185 0L184 1V3H186L187 2V4H184V10H183V3H181L182 2V0H181V2H178L177 4H178V7L175 5L174 6V9L175 8H178V10L175 12V11H173V12H175V15H176V13L177 14H179L180 16H178V18L177 17H175V15H174V13H170V14H172V15H174V16H172V17H170V18H167V19H169V20H167L168 21V23H167V21L163 18L164 16H163V14L162 15H160L162 18H163V23H167V26L166 25H163V23H162V21L160 20V22H161V24H162V28H166V29H162V28H160V26L158 27V26H156L155 25V27H150V29H148L149 31H151V33H149L148 32V35L147 36H149V37H152L151 39H153L154 38V40H152V41H154L153 43H149L148 44V42L151 40L150 38L148 39V41H147V36H145L144 38H146V39H144L143 37V39H141V38H137V37H139L138 35H137V37H135V38H137V39H135V38H133L134 39V41L132 40V39H130L132 42H133V44H132V42L131 41H129L130 42V45H128V46H126V44H125V46L127 47H125V46H122L124 49H121L120 51L123 53V50L125 51V53L127 54V52H126V50H129V51H131V52H128V54L127 55H130V53H131V55L132 56H127L126 57V55H123L122 53V55L118 52V54L116 53V55H118V56H116L115 54H113V58L115 59V60H117V61H121L120 59H122V63L124 64H120V62L118 63V62H116V61H114L113 59L111 60L112 61V63H113V65L112 64H110L109 66H108V68H107V72L109 73V71H108V69L110 70V73L108 74L107 72H106V70L104 71V72H106L107 73V75H105L106 73H104L103 72V75L105 76V78H104V76H101V77H99L100 79H93L92 81H94V82H92L91 81V83L89 84V83H87V84H89V85H85V87H84V89H83V96H82V102H83V105H84V107H86L87 105H94V107L92 108V112L91 113H93L94 112V114H92V116L89 114V112L88 111H85V119H87V120H85V122L86 123H89V125H91V127L93 126L94 127V129L96 128V129H104V128H106V129H108V128H110V127H114L115 125L116 126H118L120 123L122 124L123 122H124V120L126 119V118H128V119H126V120H128V122H132L131 120H133V125L135 124V126L134 127H136L137 125L138 126H140V127H143L145 124H146V122H150L151 121V116L149 115V114H154L155 116L156 115H158V116H154V115H152L154 118V120H156V122H158V120H159V125L161 126V129H160V127L159 126H157L158 128H156V130L155 131H151L153 134H151V132H148V137H149V139H145V141H148V142H143V144H142V142H141V144H139V145H141L140 147L139 146H133L134 147V152L132 153V154H137V150L136 149H141V148H143L144 146H146V147H148V148H146V147H144V149L145 150H147V152H152L153 150V152H154V156H152V155H150L149 156V154L147 153V157H150V158H158V155H159V158L161 159V158H163L162 160H166L165 162L167 163V165L166 166H162V167H159V170H158V174H159V172L161 171H163L164 172V174H165V171L167 172H171V173H173L172 175H174L175 173H177V174H175V176H171L170 175V177L169 178H171V181L168 183V185H166L165 187H163L164 188V190L167 188V187H169V186H171L172 184L173 185H175L176 184V186L177 187H179V185H181V184H178V180H176L175 181V179L176 178H178L177 176H179L180 175V173L182 172H184L187 168V170H189V171H192L191 173L190 172H187V173H190L192 176H191V178H193L194 177V180H196V179H200V178H202V179H204L203 177L204 176H206V175H208V174H210V172L208 173V171H210V169L212 170V173H213V170L215 171V173L217 172V173H219L217 170H224L225 168H227V167H231V166H233V165H231L232 163L234 164L235 163V161H237V160H239L240 161V164L242 163L241 162V160H242V158L240 157L241 156V150L242 151H246L247 152V149H248V151H249V149L251 148V146H252V148L253 149H255V151H257V150H259V149H261V147H263L264 146V143H262V141L264 142V139H262L261 138V136L262 135H264V133H263V128H264V118H262V117H264V112H263V110L262 111H260V114L259 113H257V109H258V107H260L259 105L261 104V102L263 101V99H264V64H263V69H261V70H259V73L260 74H258L257 75V72H253L252 71V73H249V71H248V69L250 68V67H248V69L246 68L245 69V67L246 66H244L243 67V65H245L246 63H245V56L247 55V56H249V54H250V56L252 57L253 55H256L257 53L256 52H258V51H256V52H254L255 50L254 49H250V47L252 46V48L254 47L255 49H258V48H260L261 49V45L262 44H264V43H261L260 45H259V47H258V44H259V41H260V39H257V38H259V36L257 37V38H254V34L255 33H257V31L255 32V33H253L252 34V32H250V31H252V30H250V27L251 28H253V26H254V28H255V25H256V23H258V21L259 20H261V22H263V19H261V18H263L264 17V10L263 9H261V5H260V3H261V1H262V3H263V5H262V8H264V0H228L229 2L226 4L225 2L227 1H222ZM115 2V1H114ZM134 2V1H133ZM215 2H217V3H215ZM220 2H221V5H219L220 4ZM181 3V4H180ZM189 3H191V2H189ZM232 3V4H231ZM233 3H234V5H233ZM261 3V4H262ZM113 4V3H112ZM115 4V3H114ZM156 4V3H155ZM203 4V5H202ZM206 4V5H205ZM217 6H216V5ZM259 4V5H258ZM181 7H180V6ZM186 5V6H185ZM192 5V4H191ZM197 5V4H196ZM202 5V6H201ZM208 5V6H207ZM233 5V6H232ZM107 6V4L106 3H103V4H100L99 5V9L100 8H103V7H106ZM169 6H170V4H169ZM168 6V7H169ZM205 6V7H204ZM223 6V7H222ZM229 6V7H228ZM232 6V7H231ZM179 7L180 8H182V9H179ZM185 7H186V9H185ZM194 7V6H193ZM167 8V7H166ZM205 8H206V11H205ZM209 8V9H208ZM223 8V9H222ZM230 8V9H229ZM256 8H258V10L256 9ZM156 9V8H155ZM203 9V10H202ZM216 9H218L217 11H216ZM222 10V12H221V10ZM255 9V10H254ZM261 9V10H260ZM181 10H183V11H185L184 13H180L181 12ZM212 10V11H211ZM214 10V11H213ZM263 10V14L261 13V11ZM155 11V12H154ZM179 11V12H178ZM182 11V12H183ZM215 11L217 12V13H215ZM224 11V12H223ZM234 11V12H233ZM253 11V12H252ZM102 12V11H101ZM197 12V13H196ZM214 12V13H213ZM219 12H220V14H219ZM250 12H252V13H250ZM93 13H95V14H97V13H99V12H92V16H94L93 15ZM152 13V14H153ZM188 13H189V16H188ZM193 13V14H192ZM235 13V14H234ZM251 14V15H253V19H252V17H251V15H248V14ZM256 13H257V16H256ZM260 13V14H259ZM181 14H182V17H181ZM186 14V16H184ZM191 14H192V16H191ZM198 14V15H197ZM196 15V16H195ZM255 15V16H254ZM168 16H169V14H168ZM249 16L251 17V18H249ZM167 17V16H166ZM188 19H187V18ZM190 17H192V18H190ZM202 17V18H201ZM210 17V18H209ZM159 18V17H158ZM172 18V19H171ZM177 18V19H176ZM182 19V21H181V19ZM256 18H257V20H256ZM139 19H140V17H139ZM207 19V20H206ZM259 19V20H258ZM164 20L166 21V22H164ZM178 20V21H177ZM250 20V21H249ZM111 21H114V19L112 18L111 19ZM199 21V22H198ZM233 21V22H232ZM237 21V22H236ZM240 21V22H239ZM252 22V24L250 25V27L247 25V24H244V25H246V26H248V28H249V30H247L248 28H246V26H245V29H244V31H245V33H244V31L241 33V32H237L238 34H240V35H244L243 37H238V35H237V37H238V39H239V41H241L243 44L245 43L246 44V40L248 41L249 39L248 38H252L253 39V44L254 43H256V42H254V40H258V43L256 44V46L258 47V48H256V46H255V44H254V46H253V44L252 45H250V47H248L247 45H243V44H240L239 42V44L240 45H238L237 47H239V46H241V48H242V51H243V47L242 46H246L247 48H245L244 50H245V52L243 51V53H242V51H240L241 53H242V55H241V53L236 49L237 47H235L234 45L232 46V44L231 43H235V42H232L230 39H234V38H236V36H235V32L237 31V30H235V28L236 27H242L243 28V23H245V22ZM254 21H256V22H254ZM139 22V21H138ZM159 22V23H160ZM170 22V23H169ZM181 22V24H179V26L178 25H174V24H178V23H180ZM195 22V23H194ZM205 22V23H204ZM247 22V23H248ZM260 22V24H262ZM172 23H173V25H172ZM185 23V24H184ZM187 23V24H186ZM234 23V24H233ZM87 24V23H86ZM160 24V25H161ZM237 24H239V25H237ZM255 24V25H254ZM263 24H264V22H263ZM159 25V24H158ZM241 25V26H240ZM259 25V24H258ZM257 25V26H258ZM164 26V27H163ZM170 26V27H169ZM201 26V27H200ZM233 26V27H232ZM260 26H262V25H259V27ZM174 29H172V28ZM176 27V28H175ZM234 28L233 30H235V32H233L232 31V29H228V28ZM262 27H264V25L262 26ZM152 28V29H151ZM179 28V29H178ZM193 28V29H192ZM253 28V29H254ZM156 29H158V30H156ZM171 29V30H170ZM176 29V30H175ZM222 29V30H221ZM228 29V30H227ZM238 29V28H237ZM239 29H241V28H239ZM261 29V30H260ZM260 31H261V34H263L264 33V31H262V28L260 27ZM168 30V31H167ZM171 32H170V31ZM181 30H182V32H181ZM184 30V31H183ZM191 30V31H190ZM232 31V34L230 33L231 31ZM249 31V33H246L247 31ZM256 30V29H255ZM258 30V29H257ZM152 31H158V32H153V34H154V37H153V35L151 36V34H152ZM190 31V32H189ZM218 31V32H217ZM221 31V32H220ZM220 32V33H219ZM173 33V34H172ZM215 33V34H214ZM229 33V34H228ZM258 33H260V32H258ZM136 34H138V33H136ZM225 34V35H224ZM245 34H246V36H245ZM155 35H156V37H155ZM227 35H228V37H227ZM136 36V35H135ZM210 37V39L209 38H207V37ZM222 36L224 37V39L222 38ZM159 37V38H158ZM177 37V38H176ZM179 37V38H178ZM213 37V38H212ZM217 37V38H216ZM232 37V38H231ZM247 37V38H246ZM219 38V39H218ZM260 38H262L263 39V37L260 35ZM243 39H244V42H243ZM137 40V41H136ZM139 40V41H138ZM142 40V41H141ZM207 40H209V42L207 41ZM216 40V41H215ZM201 41V42H200ZM206 41V42H205ZM229 41H231V43L229 42ZM235 41V40H234ZM236 41H237V39H236ZM251 41V40H250ZM250 41H248L249 43H250ZM198 42V43H197ZM204 42V43H203ZM247 42V43H248ZM261 42V41H260ZM262 42H264V41H262ZM140 43V44H139ZM159 43V44H158ZM206 43H207V45H206ZM227 43V44H226ZM231 44V46H230V44ZM248 43V44H249ZM144 44V45H143ZM147 44V45H146ZM188 44V45H187ZM199 44V45H198ZM202 44V45H201ZM140 45V46H139ZM142 45V46H141ZM194 45V46H193ZM213 45V46H212ZM132 46V47H131ZM144 46V47H143ZM202 46V47H201ZM212 46V47H211ZM219 46H223L222 48L221 47H219ZM121 47V48H122ZM129 47V48H128ZM197 47V48H196ZM204 47V48H203ZM215 47V48H214ZM230 47H232V48H230ZM135 48V49H134ZM140 48V49H139ZM142 48V49H141ZM146 48V49H145ZM187 48V49H186ZM208 48H210V49H208ZM218 50H217V49ZM228 48H230V49H228ZM240 48V47H239ZM240 48V49H241ZM115 49V48H114ZM120 49V48H119ZM118 49V50H119ZM131 49V50H130ZM137 49V50H136ZM222 49V50H221ZM226 49H228L229 51H228V53H227V50ZM262 49H264L263 47H262ZM261 49V50H262ZM115 50H117V49H115ZM114 50V51H115ZM136 50V51H135ZM210 50V51H209ZM215 50H217L216 52H215ZM260 50V51H261ZM144 51V52H143ZM204 51V52H203ZM206 51H209V52H206ZM224 53H222V52ZM225 51H226V53H225ZM235 53H234V52ZM250 51H252V52H249ZM260 51H259V54H260ZM263 51V50H262ZM116 52V51H115ZM114 52V53H115ZM166 52V53H165ZM183 52V53H182ZM196 52H197V54H196ZM211 52V57H212V55H213V57H214V59H212L211 58V60L213 61V60H215V59H217V60H219V58L218 57H220V54H221V56L223 57V56H226V54H228L227 56V58H228V60L230 61V62H232L233 64H234V66L232 65V63H230V62H228L227 61V59H226V57H224V59L223 58H220L221 60L223 59V61H224V63L223 62H220V63H223L222 65H224V66H222L221 64V66L220 65H218V67H217V64H216V66H213V62L210 60V57H209V55L210 54H207L208 56L207 57H204L205 56V53H210ZM218 52V53H217ZM238 52H239V54H238ZM132 53H134V54H132ZM143 53V54H142ZM187 53V54H186ZM190 53V54H189ZM201 53V54H200ZM214 53H215V56H217V54H219L218 55V57H216L215 58V56H214ZM231 53V54H230ZM194 56H192V55ZM202 54H204V55H202ZM223 54V55H222ZM233 54V56L235 57H233V59H231L230 60V58H231V55ZM238 55V57H239V59H238V57H237V55ZM258 54V56L261 58L260 60H264V58H262V55H259ZM261 54H264V53H262L261 52ZM121 55V56H120ZM164 55H166V56H164ZM184 55V56H183ZM198 55V56H197ZM138 56V57H137ZM191 56V57H190ZM229 56H230V58H229ZM246 56V57H247ZM257 56V55H256ZM256 56H253L252 58L251 57H249V58H251V59H254V57H256ZM115 57H118V59H116ZM168 57V58H167ZM196 57H197V59H196ZM264 57V56H263ZM156 58H160V59H156ZM165 58V59H164ZM186 58V59H185ZM191 58V59H190ZM207 58H209V59H207ZM239 60H237V59ZM245 58V59H244ZM156 59V60H155ZM191 61H193V63L191 64V66H190V64H189V62H190V60ZM193 59V60H192ZM194 59H196V60H198V61H196V60H194ZM203 59V60H202ZM236 59V60H235ZM158 60H160V61H158ZM163 60V61H162ZM164 60H166V61H164ZM168 60H170V61H168ZM186 61V65H185V63H184V66H186V67H184L183 68V63H181V62H185ZM209 60H210V62H209ZM232 60H234V61H236V62H234V61H232ZM116 62L117 64H115L114 62ZM155 61H158V65L161 63H168V64H166V66L168 67L167 69H166V66H163V67H165V72H167V70H168V72H167V74H165V76L163 75V77L161 76V74H160V78H158V77H155V75H154V77L156 78V80H158V81H155V78L154 79H152L151 78V80L150 79H148L147 81L146 80H141L142 79V77L144 78V76H142V74H144V72L146 71V69L145 68H147L148 67V69H150L149 67L152 65V63L153 62H155ZM168 61V62H167ZM220 61V60H219ZM255 61H256V58H255ZM254 61V62H255ZM151 62V63H150ZM194 62H195V65H194ZM212 62V65H210V63ZM216 62V61H215ZM249 62V61H248ZM262 62V61H261ZM201 64V65H199V66H197L198 64ZM226 63V64H225ZM240 63V64H239ZM250 63V62H249ZM1 64L2 63H0V66H1ZM161 64H160V66H161ZM170 64H173V65H170ZM197 64V65H196ZM206 65V66H204V65ZM219 64V63H218ZM235 64H236V67H235ZM239 64V65H238ZM251 64H252V62H251ZM146 65H147V67H146ZM182 65V66H181ZM189 65V66H188ZM215 65V64H214ZM229 65H232L234 68L232 69V67H230ZM241 65V66H240ZM247 65V64H246ZM255 65V64H254ZM262 65V64H261ZM260 65V66H261ZM113 66H115V67H113ZM159 66V67H160ZM182 67V71H183V69L184 70H186L185 68H187V67H189V68H187V70H188V72H187V70L186 71H184V72H186V74H184L183 72H181L180 70H179V72H178V69L177 68H179V67ZM195 66V67H194ZM203 66V67H202ZM208 66V67H207ZM250 66V65H249ZM110 67V68H109ZM118 67V68H117ZM120 67V68H119ZM153 67V66H152ZM163 67H162V70H163ZM171 67V68H170ZM181 67L179 68V69H181ZM194 67V68H193ZM204 67H205V69H204ZM212 67H216V68H212ZM222 69H221V68ZM242 67H243V69H242ZM154 68V67H153ZM192 68V69H191ZM209 68H211V74L209 73V71H210V69ZM114 69V70H113ZM156 69H158V68H156ZM160 69V68H159ZM189 69H190V71H189ZM221 71H220V70ZM236 69V70H235ZM241 70L242 69V71H238V70ZM260 69V68H259ZM114 72H113V71ZM198 70V71H197ZM204 70V71H203ZM223 70V71H222ZM230 70V71H229ZM233 70V71H232ZM245 70H247L246 72H245ZM250 70V69H249ZM258 70V69H257ZM147 71H150V70H147ZM147 71H146V73H147ZM156 71H158V70H156ZM161 71V70H160ZM171 71V72H170ZM200 71H201V73H200ZM206 71V72H205ZM207 71H208V73H207ZM229 71V72H228ZM235 71V72H234ZM260 71H262V72H260ZM117 72H119V73H117ZM139 72V73H138ZM152 72V71H151ZM155 72V71H154ZM154 72L152 73V74H154ZM162 72V71H161ZM163 72H164V70H163ZM162 72V73H163ZM196 72V73H195ZM234 72V73H233ZM241 72V73H240ZM244 72V73H243ZM248 72V73H247ZM144 74V75H146L147 76V74ZM176 73V74H175ZM180 73V74H179ZM195 73V74H194ZM203 73V74H202ZM207 73V74H206ZM223 73V74H222ZM226 73L228 74V75H226ZM240 73V74H239ZM253 73H255V75H253ZM114 74H116V75H114ZM156 74H158V73H156ZM181 74H184V75H182L181 76ZM202 74V75H201ZM206 74V75H205ZM239 74V75H238ZM242 74H244V76L242 75ZM250 74H252V75H250ZM263 74V75H262ZM109 75V76H108ZM138 75H141V79L138 81L137 79L139 78V76ZM151 75V74H150ZM194 75H196V76H194ZM230 75V76H229ZM235 75V76H234ZM249 75H250V78H249ZM136 76H138V77H136ZM149 76V75H148ZM153 76V75H152ZM151 76V77H152ZM156 76H158V75H156ZM171 77L170 79H169V77ZM225 76V77H224ZM226 76H227V78H226ZM252 76H253V79L252 80H254V81H251L250 79L252 78ZM261 76V77H260ZM137 78L136 80L138 81L137 82V84H135V78ZM150 77V76H149ZM148 77V78H149ZM206 77V78H205ZM234 77V78H233ZM245 77V78H244ZM257 77V78H256ZM259 77V78H258ZM103 78V79H102ZM133 78H134V80H133ZM146 78V77H145ZM161 78H163V79H165V80H163V79H161ZM193 78V79H192ZM198 78V79H197ZM203 80H202V79ZM244 78V79H243ZM247 78V79H246ZM263 78V79H262ZM105 79V80H104ZM147 79V78H146ZM161 79V80H160ZM200 79V80H199ZM208 79V80H207ZM228 79V80H227ZM230 79V80H229ZM236 79V80H235ZM241 79V80H240ZM130 80V81H129ZM152 80H154V81H152ZM168 80H170L171 82L169 83V81ZM208 82H207V81ZM247 80V81H246ZM256 80H257V82H256ZM95 81H96V83H95ZM102 81V82H101ZM125 82L126 81V83H125V85L126 84H129L130 85V88H128L127 89V87H129L128 85H126V86H122V87H126L125 89H126V91H127V93H125L126 95V98H125V96L123 95L124 93L123 92H125L124 90H123V92L121 91V90H117V89H112V88H118L119 86V84H117V83H119L120 82V84H121V82ZM132 81V82H131ZM134 81V82H133ZM142 81V82H141ZM178 81V82H177ZM181 81V82H180ZM205 81V82H204ZM251 81V82H250ZM146 82H147V84H146ZM160 82V83H159ZM164 82V83H163ZM166 82H168V84H166ZM201 82V83H200ZM225 82V83H224ZM228 82V83H227ZM241 82V83H240ZM244 83V86H243V83ZM4 83H6V80H5V77H3L2 76V74H0V108L1 107H3L4 105H7L6 104V102H7V100H8V98H9V96L10 95H12L13 96V93H11L10 95H7V89L5 90V85H4ZM132 83H134V85L136 86H134ZM143 83V84H142ZM149 83V84H148ZM154 83V84H153ZM172 83H173V85L175 84V86H173L172 85ZM177 83V84H176ZM202 83H204V84H202ZM238 83L239 84H241V86L240 85H238ZM255 83V84H254ZM262 83V84H261ZM98 84H99V86H98ZM116 84V85H115ZM142 84V85H141ZM163 84V85H162ZM167 85V86H165V85ZM232 84V85H231ZM235 84V85H234ZM236 84L238 85L237 87H236ZM247 86H246V85ZM96 85V86H95ZM156 85H158V86H156ZM170 85V86H169ZM197 85V86H196ZM212 85V86H211ZM2 86H3V88H2ZM88 86V87H87ZM115 86H118V87H115ZM156 86V87H155ZM172 86H173V88H172ZM185 86V87H184ZM203 86V87H202ZM208 86V87H207ZM229 86H230V88H229ZM255 86V87H254ZM258 86H259V88H258ZM109 87H111V89L114 91V92H116V93H118V94H116V93H113L112 92V90L109 88ZM138 87V88H137ZM154 89H153V88ZM159 87V88H158ZM160 87H161V89H160ZM199 87V88H198ZM212 87V88H211ZM230 89H228V88ZM234 87V88H233ZM245 87V88H244ZM251 89H253V90H251ZM256 87H257V89H256ZM108 88H109V90H108ZM140 88V89H139ZM144 88V89H143ZM156 88V89H155ZM167 88H168V90H167ZM183 88H184V90H183ZM187 88V89H186ZM205 88V89H204ZM238 88H242V89H238ZM247 88V89H246ZM3 89V90H2ZM68 90L69 89H71V88H67ZM96 89V90H95ZM161 91H160V90ZM182 89V90H181ZM235 90V92H233V90ZM68 90H67V97H69L68 99H67V105H69L68 106V108H69V110H70V108H73V104H74V102L73 101H75V99H76V97L74 96V94L72 93V97L73 98H70V95H71V93L70 92H68ZM111 90V91H110ZM166 90H167V92H166ZM198 90L200 91V92H198ZM207 90H209L208 92H206ZM242 92H244V93H240L241 91ZM250 90V91H249ZM256 90V91H255ZM258 90V91H257ZM261 90V91H260ZM3 91V92H2ZM69 91H71V90H69ZM118 91V92H117ZM145 91H147V92H145ZM153 91V92H152ZM187 93H185V92ZM221 91V92H220ZM226 91V92H225ZM228 91V92H227ZM239 91V92H238ZM254 91V92H253ZM162 92V93H161ZM174 92V93H173ZM203 92V93H202ZM210 92V93H209ZM225 92V93H224ZM230 92V93H229ZM249 92V93H248ZM250 92H252V94H250ZM256 92V93H255ZM263 94H262V93ZM9 93V92H8ZM70 93V94H69ZM123 93V94H122ZM176 93V94H175ZM214 93V94H213ZM231 93H232V96H231ZM238 95H237V94ZM240 93V94H239ZM102 94V95H101ZM128 94H130V95H128ZM134 94V95H133ZM137 94V95H136ZM178 94V95H177ZM202 96H201V95ZM205 96H204V95ZM207 94V95H206ZM208 94H209V96H208ZM211 94H213V96L211 95ZM228 94H230V95H228ZM247 94V95H246ZM139 95V96H138ZM152 95V96H151ZM172 95V96H171ZM224 95V96H223ZM237 95V96H236ZM242 95V96H241ZM245 95V96H244ZM102 96V97H101ZM119 96V97H118ZM124 96V97H123ZM142 96V97H141ZM171 96V97H170ZM173 96H176V98H178L177 100H176V98L175 97H173ZM179 96V97H178ZM181 96V97H180ZM226 96V97H225ZM229 96H231L230 98H229ZM241 96V97H240ZM254 96V97H253ZM100 99H99V98ZM118 97V98H117ZM121 97V98H120ZM130 97V98H129ZM163 97V98H162ZM186 99H185V98ZM211 97H213V98H211ZM225 97V98H224ZM263 97V98H262ZM117 98V99H116ZM119 98H120V100H119ZM124 98V99H123ZM129 98V99H128ZM158 98H160V99H158ZM241 98V99H240ZM244 100H243V99ZM250 98H252V99H250ZM105 99V100H104ZM173 101H175V104H177V105H174V109H173V105H171V106H167V105H169L168 103H170L171 104V102H172V100ZM218 99V100H217ZM259 99V100H258ZM68 100H70V101H68ZM96 100V101H95ZM125 100H127V102L125 101ZM160 100L162 101V102H160ZM181 100H182V102H181ZM185 100V101H184ZM209 100V101H208ZM212 100V101H211ZM216 100V101H215ZM231 100V101H230ZM262 100V101H261ZM95 101V102H94ZM111 101V102H110ZM123 101L124 102V104L123 103H121V102ZM165 101H167V103L165 102ZM206 101V102H205ZM214 101V102H213ZM242 101V102H241ZM72 102V103H71ZM94 102V103H93ZM100 102V103H99ZM136 102V103H135ZM137 102H138V104H137ZM218 102L220 103V104H218ZM256 102V103H255ZM264 102V101H263ZM262 102V103H263ZM70 103V104H69ZM106 103V104H105ZM112 104V105H114V110H113V112H114V116H113V113H112V116L113 117H115V121L116 122H114V121H112L113 120V118L112 117H110L111 115V113H109V115H108V111L106 112V106H107V104ZM119 103V104H118ZM129 103V106L127 105ZM161 103H163V104H161ZM164 103L166 104V105H164ZM232 103H234L233 104V106H232ZM260 103V104H259ZM95 104H97L96 106H95ZM100 104V105H99ZM102 104H104V105H102ZM123 104V105H122ZM130 104H131V106H130ZM178 104H180V105H178ZM211 104V105H210ZM225 104V105H224ZM255 104V105H254ZM258 104V106H256ZM71 105V106H70ZM99 105V106H98ZM119 105H121V106H119ZM126 107H125V106ZM135 105H136V107L139 109H137L136 107H135ZM145 105H146V107H145ZM161 105V109L163 108V107H165V108H167L169 111H167V109H165L166 111H164V110H162L161 112H159L158 111V109H159V107L158 106H160ZM162 105H164V106H162ZM186 105V106H185ZM193 105V106H192ZM217 105V106H216ZM227 105V106H226ZM237 105V106H236ZM139 106V107H138ZM212 106H214V107H212ZM235 106H236V108H235ZM253 106H254V109L256 110V113L254 114V116L253 115H251V114H253V113H251L254 109H253ZM122 107V108H121ZM170 107H171V109H170ZM182 109H181V108ZM190 109H189V108ZM211 107V108H210ZM218 107V108H217ZM227 107H228V109H227ZM231 107V108H230ZM104 108H105V111H104ZM126 108V109H125ZM134 108V109H133ZM152 109L151 110V112H149L150 111V109ZM215 108V109H214ZM264 109V107L262 106V104H261V109ZM100 109V110H99ZM103 109V110H102ZM129 109V110H128ZM148 109V111H146ZM213 109V110H212ZM227 109V110H226ZM252 109V110H251ZM104 111V112H102V111ZM137 112H135V111ZM194 110V111H193ZM234 110V111H233ZM239 110H241L242 111V113L239 111ZM254 110V111H255ZM258 110H260V109H258ZM116 111V112H115ZM125 111V112H124ZM173 111V112H172ZM185 111V112H184ZM191 111V112H190ZM193 111V112H192ZM212 111H214V112H212ZM244 111V112H243ZM248 111V112H247ZM251 111V112H250ZM253 111V112H254ZM133 112H135V114L133 113ZM144 112H149V113H147L148 114V116L144 113ZM165 112V114H166V116H165V114H163V113ZM175 112V113H174ZM182 112H184V113H182ZM187 112V113H186ZM196 112H197V114H196ZM210 112H211V114H210ZM229 114H228V113ZM231 112V113H230ZM239 112L241 113V114H239ZM259 112V111H258ZM106 113V114H105ZM115 113H116V115H115ZM133 115V116H135L136 115V120H138V123H137V121H135V123H134V117L132 116L131 117V115ZM142 113V114H141ZM156 113H158V114H156ZM160 113H161V116H162V118H160ZM179 113V114H178ZM191 113V115L189 116V114ZM194 113V114H193ZM213 113V114H212ZM249 113H251L250 115L251 116H249L248 114ZM262 113V114H261ZM120 114V115H119ZM142 116H144V118L143 117H141L140 115ZM183 114H185V115H183ZM217 114V115H216ZM90 115V116H89ZM129 115H130V117H129ZM146 115V116H145ZM163 115L165 116V117H163ZM176 115H178V117L176 116ZM187 115H188V118H193V117H198V118H191L193 121H191L190 119H188L187 118ZM198 115V116H197ZM213 115V116H212ZM219 115V116H218ZM232 115V116H231ZM246 115V116H245ZM261 115V116H260ZM95 116V117H94ZM121 116L123 117L122 119H121ZM150 116V117H149ZM177 118H176V117ZM216 118H215V117ZM242 117L241 119L239 118V117ZM248 116V117H247ZM260 117V118H256V117ZM92 117H93V119H92ZM125 117V118H124ZM148 117V120L146 119ZM158 117L160 118V119H158ZM166 117H168V118H166ZM212 119H210V118ZM228 117V118H227ZM231 117H232V119H231ZM237 117V120L235 119ZM90 120H89V119ZM96 118V119H95ZM120 118V119H119ZM130 118V119H129ZM133 118V119H132ZM137 118H139V119H137ZM186 118V119H185ZM247 119V120H244V119ZM150 119V120H149ZM152 119V120H153ZM216 121H215V120ZM262 119V120H261ZM118 120H120L121 122L119 123V121ZM125 120V121H126ZM170 120H171V124L169 123L170 122ZM173 120V121H172ZM209 120V121H208ZM214 120V121H213ZM230 120V121H229ZM235 120H236V123H238L237 125H236V123H235ZM241 120H244L245 122H246V126L247 125H250V127H252V136L255 134V136H253V137H251V131L248 129V131H246L247 130V128H249V126H247V127H245L246 128V130H244L243 131V127L245 126V124H242V122H241V124H240V121ZM250 120L251 121H253V123H254V125H251V123L252 122H250ZM89 121V122H88ZM123 121V122H122ZM139 121H140V123H139ZM146 121V122H145ZM219 121V122H218ZM243 121V122H244ZM263 121V122H262ZM114 122V123H113ZM119 124H118V123ZM144 122V123H143ZM152 122H154V121H152ZM168 122V123H167ZM193 122V123H192ZM235 123V125H234V123ZM259 122H261V123H263V124H259V125H257ZM86 123H85V125H86ZM92 123V124H91ZM165 123V124H164ZM248 123V124H247ZM120 124V125H121ZM144 124V125H143ZM239 124H240V126H239ZM255 124L257 125V126H255ZM162 125H165V127L167 128L168 126L170 127H168L167 129L168 130H166L165 128H163V126ZM178 125V126H177ZM195 125H196V127H195ZM224 127H223V126ZM233 126V127H231V126ZM260 125H262L261 127H260ZM106 126V127H105ZM137 126V127H138ZM173 126V127H172ZM179 126H181V127H179ZM219 126H222L223 127V129L221 130L220 129V127ZM229 126V127H228ZM86 127H87V125H86ZM136 127V128H137ZM213 127H215V128H213ZM235 127H238L239 129H241L245 134H243V132H242V134L244 135L243 137H245V139H243L242 140V143H241V140H240V138L239 139H237L239 136H238V134L237 133H240L241 134V130H239L238 128H237V131L235 130L236 128ZM253 127H254V129H253ZM85 128V127H84ZM195 128V129H194ZM217 128H219V130H217ZM235 128V129H234ZM244 128V129H245ZM259 128V129H258ZM160 129V130H159ZM162 129H165V130H162ZM171 129H172V131H171ZM175 131H174V130ZM181 129V130H180ZM213 131H215V130H217V131H215V133L214 132H212L213 134H216V135H212V137H210L209 136V140H210V138H213L212 140H211V142H207V140L205 139V138H207V137H205L204 138V135L205 136H207V135H209V133L210 134H212L211 133V131L212 130ZM233 129H234V131H233ZM251 129V128H250ZM261 129V130H260ZM159 130V131H158ZM177 130V131H176ZM221 130V131H220ZM259 130H260V132H259ZM263 130V131H262ZM2 131V130H1ZM172 133V136H170L171 135V133ZM233 131V132H232ZM250 131V132H249ZM173 132H175V133H173ZM195 132V133H194ZM222 132V133H221ZM232 132V133H231ZM249 132V133H248ZM1 133V132H0ZM149 133H150V135H151V137L149 136ZM159 133H161V134H159ZM229 133H231L232 135H230L229 136ZM235 135H234V134ZM254 133V134H253ZM226 134V135H225ZM257 134H258V136H257ZM203 135V136H202ZM237 135V136H236ZM234 136H235V138H234ZM247 136V137H246ZM156 137V138H155ZM225 137V138H224ZM234 140V142L236 141V139L239 141H237L235 144L232 142V141H230L231 143H233L232 145H231V148H230V144H228V143H226V138H229V139H231V138ZM242 137V138H243ZM152 138V139H151ZM161 138V139H160ZM172 138V139H171ZM241 138V139H242ZM246 138H249L248 140L246 139ZM252 138H255L254 139V141H253V139ZM203 139H205L206 140V142L208 143V145L206 144V142H205V144H202V146L203 145H205L206 146V148L204 149H200L199 147L201 146V144H199L198 146H197V143L199 142V140H202L203 141ZM225 139V144H228V146H225V144L224 145H222V143L221 142H224L223 140ZM251 139V141H249ZM259 139V140H258ZM155 140V141H154ZM165 140V141H164ZM173 140V141H172ZM204 140V141H205ZM246 140H247V142H248V144H247V142H246ZM150 141V142H149ZM152 141V142H151ZM229 141V140H228ZM258 143H257V142ZM259 141H260V144H259ZM155 142V143H154ZM169 142V143H168ZM174 142V143H173ZM184 142V143H183ZM256 144H255V143ZM144 143H145V145H144ZM160 143V144H159ZM172 143V144H171ZM202 143V142H201ZM217 143V144H216ZM219 143V144H218ZM220 143H221V145L223 146V147H221V146H219L220 145ZM244 143V144H243ZM251 143H253L255 146H253ZM151 144V145H150ZM165 144V145H164ZM176 144V145H175ZM215 144V145H214ZM241 144V145H240ZM245 145L244 147H243V145ZM251 144V145H250ZM258 144V145H257ZM151 147H149V146ZM161 145L163 146V149H165V151L163 152V149H161ZM173 145H175V146H173ZM236 145V146H235ZM237 145H239V146H237ZM249 145V146H248ZM257 145V146H256ZM263 145V146H262ZM170 146H172V147H170ZM198 147V149H200V150H196L197 149V147ZM241 146V147H240ZM259 146V147H258ZM261 146V147H260ZM165 147V148H164ZM168 147V148H167ZM176 147V148H175ZM179 147V148H178ZM217 149H216V148ZM239 147V148H238ZM247 149H246V148ZM159 148V149H158ZM182 148V149H181ZM208 148H211V150L210 149H208ZM214 148L216 149V150H214ZM230 148V149H232V150H228V149ZM238 148V149H237ZM240 148H241V150H240ZM258 148V149H257ZM150 149H152V150H150ZM207 149V150H206ZM220 149V150H219ZM224 149H226V150H224ZM243 149H246V150H243ZM253 149H252V151H253ZM257 149V150H256ZM142 150V149H141ZM168 150V151H167ZM180 150V151H179ZM183 150V151H182ZM214 150V151H213ZM223 150H224V152H223ZM263 150H264V148H263ZM216 151V152H215ZM228 151V152H227ZM238 151L240 152L239 154H237L238 153ZM251 151V149H250V152H252ZM255 151H254V153H255ZM260 151V150H259ZM153 152H152V154H153ZM166 152V153H165ZM173 152H175V153H173ZM186 152V153H185ZM209 152V153H208ZM212 152V153H211ZM227 154H226V153ZM232 152V153H231ZM235 152V153H234ZM237 152V153H236ZM258 152V151H257ZM255 153L256 155L257 154H259V153ZM139 154L137 155V156H140V153L141 152H138ZM177 153V155H179V153H181L180 155H181V157H179V159L177 158L178 156L177 155H175V156H177V157H175L176 159V163L174 162V161H170L169 162V160H172V159H174V158H170V157H172V155L170 156V157H168L170 154H176ZM207 153V154H206ZM215 153V154H214ZM216 153L219 155H216ZM220 153H224V154H226L227 155V158H225L226 157V155H223L222 156V154H220ZM228 153H230V154H232V155H230V154H228ZM262 153V152H261ZM11 155L13 154V152H11L10 153ZM14 154H17V153H14ZM13 154V155H14ZM165 154V155H164ZM169 154V155H168ZM244 154V153H243ZM242 154V155H243ZM251 154V153H250ZM255 154H251V156L252 155H255ZM11 155H8L7 156V158L8 157H11ZM13 155H12V157H13ZM131 154H128V156H129V158L127 159L126 157H128V156H124V158L122 157V158H120V168H115V169H117L118 171H119V169H120V171L121 170H123L121 167H122V165H123V168L125 169V170H130L131 169V171L132 170H134V169H132V168H130L131 166H130V164H131V162H130V160H132V158L130 159V157L132 156V157H135L134 155H131ZM144 154H142L141 155V157L143 156ZM236 155V156H235ZM240 155V156H239ZM247 154H245V158L246 159H248V160H250V157L247 155ZM259 155H261V154H259ZM19 156V155H18ZM152 156V157H151ZM156 156V157H155ZM174 156V155H173ZM183 156V157H182ZM209 156V157H208ZM216 156H218L217 158H216ZM221 156V157H220ZM229 156V157H228ZM237 156H239V158L237 157ZM11 157V158H12ZM22 158L20 161L22 162V164H23V157L20 155L19 157H16V159H14L15 157H13L12 158V160L14 159L15 160V163L14 164H17V162L16 161H18L17 160V158L19 159V158ZM243 157V158H244ZM253 157H255V156H253ZM252 157V158H253ZM263 157V156H262ZM213 158V159H212ZM222 158V159H221ZM235 158H236V160H235ZM238 158V159H237ZM245 158H244V160H245ZM256 158V157H255ZM264 158V157H263ZM1 159H2V161L0 162V164H2V165H4V166H6L7 165V167L8 168H10V171H12L15 167H14V164L12 163V162H10L11 160H9L10 158H8V160H6V156H4L3 158L1 157ZM3 159H5L6 160V162L3 160ZM128 161H127V160ZM130 159V160H129ZM178 159V160H177ZM217 159L219 160V164H217V165H219L218 166V168L219 169H216V163H218V162H216L215 163V165H214V162L215 161H217ZM221 159V160H220ZM231 159H233V160H231ZM254 159V158H253ZM253 159H252V161H253ZM257 159L258 160H260L259 159V157H257ZM256 159V160H257ZM14 160H13V162H14ZM202 160V161H201ZM222 160H224L225 162L227 161V163H228V165L227 166H225V168H224V165H226V163L224 162V161H222ZM235 160V161H234ZM243 160V161H244ZM247 160V161H248ZM10 162V163H7V162ZM168 161V162H167ZM220 161H222V163L220 164ZM233 161V162H232ZM238 161V162H239ZM255 161V160H254ZM253 161V162H254ZM263 161H264V159H263ZM4 162H5V164H4ZM21 162H19L18 161V164H17V167H19L20 169H18L19 171H21ZM123 162V163H122ZM164 162V163H165ZM200 164H199V163ZM203 162V163H202ZM211 162V163H210ZM232 162V163H231ZM238 162L237 163H235V164H238ZM250 162H251V160H250ZM250 162H247V166L249 167V165H248V163H250ZM260 162L262 163V160H260ZM12 163V164H11ZM20 163V164H19ZM25 163H26V160H25ZM121 163H122V165H121ZM128 163H130V164H128ZM187 163V164H186ZM198 163V164H197ZM10 164V166L12 165V167H10V166H8ZM251 164V163H250ZM256 164H257V161H256ZM255 164V165H256ZM259 164V163H258ZM110 165H111V167L109 168V170H114V168H113V164L112 163H110ZM128 165H129V169H128ZM164 165V164H163ZM202 165V166H201ZM246 165V164H245ZM244 165V166H245ZM254 164H252V168H255V167H257V166H255ZM260 165V164H259ZM25 166V165H24ZM118 166V165H117ZM203 166H204V168H203ZM210 166H212V167H210ZM214 166H216V167H214ZM221 166H223V167H221ZM237 166H243V163H242V165H237ZM237 166L235 165V167L237 168ZM119 167V166H118ZM199 167H201V168H199ZM221 167V168H220ZM246 167V166H245ZM264 168V166H262V164H261V168ZM24 168V167H23ZM171 168H173V169H171ZM208 168H210V169H208ZM213 168V169H212ZM222 168H224V169H222ZM241 168V167H240ZM239 168V170H241ZM247 168V167H246ZM258 168V167H257ZM262 168V169H263ZM12 169V170H11ZM16 169V168H15ZM13 170L12 171V173L15 175L16 173H19L18 174V176L20 177V172L17 170ZM190 169H193V170H190ZM195 169H196V171H195ZM201 169V170H200ZM231 169V168H230ZM229 169V170H230ZM27 170V169H26ZM71 171V172H74L70 167H69V169H68V171ZM108 170V171H109ZM113 170H112V174H110L109 175V177H112V176H114L113 175ZM226 170H228V169H226ZM237 170H238V168H237ZM235 171V169H234V171L236 172H233L234 173V175H235V180H232V181H230V182H227L226 184L224 183V182H226V181H223V182H221L222 184H220V181H221V179H220V181H219V184H220V186H218V187H221V188H219L220 189V192L218 191V193L215 191V190H213V189H211V190H213V192L215 191V193L217 194H215V195H213V192L212 191H210V189H208L210 186H208V188L207 189H205L206 188V186H207V184H202L200 181H198V182H200L202 185H205V187L204 186H202L204 189H202L203 190V193L205 194L208 190H209V193H207V194H210V192H211V194L210 195H208V198H212V196H215L216 197V199H217V197H218V195H220V193H222V194H224L225 193V195L226 196H223L222 198H225V199H227L228 197L227 196H229L230 194H229V192H231V191H234L235 189H232L231 191H229V190H223L224 188H226V186H231V185H233L232 183H238V184H236V186L238 185V187L237 188H239V192H241V189L240 188H242V190H243V188H245L244 186H247V184L246 183H244L245 182V178H244V176H242L244 173H245V170H244V167L242 168V170H241V173L239 172V171ZM264 170V169H263ZM15 171H16V173H15ZM67 171V172H68ZM69 171V172H70ZM107 171V172H108ZM137 171V170H136ZM135 171V172H136ZM248 171V170H247ZM250 171H251V169H250ZM249 171V172H250ZM56 172V171H55ZM55 172H53V174H54V178L56 179V178H58V175L59 174H56ZM68 172V173H69ZM70 172V173H71ZM106 172V173H107ZM134 171L132 172V174H134V176H135V180H136V183L137 184H140L141 186H144V185H147V183H148V181H146V179L144 180L143 178H142V176H141V174H138L139 173V171L138 172H136L135 173ZM186 172H184V173H186ZM223 172V171H222ZM229 173L231 172V170L230 171H228ZM253 172V171H252ZM260 172V171H259ZM67 173V174H68ZM69 173V174H70ZM105 172H98V173H96V174H94L92 177H91V180L89 179L88 180V182H86V185L88 186H86L85 184L83 185L84 187H81V185L78 187V183L76 184V182H75V180H74V177H72L73 175H74V173L72 174V176H71V178H73V179H70V180H68V181H70V186L69 187H71L70 188V190H69V197H71V198H69L68 199V201H67V207H66V218H67V220L69 221V227H70V230H71V228L72 229H75V226L77 225V223L78 224H80L81 222H80V220H81V217H82V215H83V213H84V211L82 212L81 210L83 209L84 210V208H82L84 205L83 204H85V206L86 205H88L89 206V208L92 206L91 205V203H94V202H89V200H92V201H95V203H96V205L95 206H97V208H101L98 212H99V215H102V212L104 211V213H106V215H104L102 218H104V220H105V218H106V223H108V221H110V225H109V227H107V228H109V229H111V227L113 226V224H114V231H113V233L115 234V235H113L114 237H111V234L109 233L111 230H109V232H107V230H106V234L108 233V234H110V235H107V236H109L110 238H108L107 236H105L106 238H104L103 237V235L102 234H104V231H105V227L106 226H108V225H106V226H104V224H103V226H101V227H103V233L102 234H100V233H98V231H93L92 229L95 227V230H96V228H97V226H100V225H102L101 223H103V222H101V221H103V219L101 218V217H97L98 215L96 214V212H95V208L94 207H91V208H93V210H94V212H95V215H96V217L95 218H93L92 217V219H90V215L88 216V215H86V213H89V211H90V209H89V211L88 210H86V212H85V214H84V216L86 215V216H88L87 218H89V221L90 220H92L93 222H94V225L93 224H85L84 223V220H85V217H82L83 219V222L82 223H84L83 225H85L84 227H83V225H79V226H81V227H79V228H82V229H85L84 231L86 232L85 233V237H84V234L83 235H81L82 234V232H81V234H80V236L79 237H74L75 236V230H73L74 232H70L69 231V227H67L68 228V231H69V233L70 234H72V236L71 235H67V243H68V245H66V246H68V247H66L68 250L66 251V258H67V260H68V262H70V263H73L74 262V264H76L77 262H75V260L77 261L78 260V264H83V262H84V264H89V263H91V264H93V262H94V259L96 260V258L98 259V260H100V259H102V258H105L106 257V255H107V259H106V261H105V259H103V260H101L100 262L101 263H99V261L98 262H96V263H94V264H115V263H117V264H120L119 262H120V260H122L123 261V259H124V261L122 262V263H128V264H130L129 262H134V264H136L138 261H140L139 262V264H142L143 262V264H145L146 262H145V260H148V261H150L149 263H151V264H153V263H155L156 261H158V260H160V259H156V261H155V259H154V257H152V255H153V252L151 253V251H150V253H151V256L149 255L148 256V258H147V254H150L149 253V251H147V250H152L153 251V248H155L154 246H155V244H152L153 243V241H151L155 236L153 235V236H151V239H150V241H149V237L148 236H146L148 233H147V231H146V233L147 234H145V236L146 237H144V235H142L141 236V234H140V232L138 231V230H140L141 228L140 227H137V226H139L140 225V223H141V227H142V224L143 225H145L144 223L145 222H152V220L155 218V219H158L159 217H161L160 219H158V220H162V223L166 226L165 228H170V226L172 227V223H169L168 221H167V219L165 218V217H167V215H166V213L169 215V213H170V215L172 214L169 210H167V207H165L164 206V203H162L163 204V206L162 207H159V208H161V210L158 212V213H156L155 212V210L153 209L154 208V204L155 205H158L159 206V204L160 203H158L159 202V198L161 197V194H162V192H163V188H161V189H159V190H161V192H159V190L158 189H156V187L155 186H153V188H152V185H151V187L150 188H152V190L153 191H155V193H154V195H151L150 197H149V195L147 196H144V197H140V199H139V203H140V206H141V204L143 203V204H145V203H147L146 204V206H145V208L144 207H141L142 208V210H141V208H137V207H135V210H137V212L132 208V206H131V210L133 211L134 210V212H132V211H128V210H126V206H124V207H126V208H124L126 211H124V213H122L123 212V210H121L123 207V205H124V203L122 204V203H120V205H117V204H119V203H117L118 201H116L115 200V197H114V195H113V193H109L108 195H105V194H107L109 191H111L110 189V186H109V182H108V180H107V177H106V174ZM224 173H225V170H224ZM238 173H239V175H241V176H238ZM255 173V172H254ZM256 173H257V169H256ZM263 173V172H262ZM262 173H260V176H261V174ZM30 174V173H29ZM196 174V175H195ZM199 174V175H198ZM221 174V173H220ZM228 173H226V175H227ZM252 174V173H251ZM14 175L12 176V178L14 177ZM31 175V174H30ZM34 175V174H33ZM57 175V177H55ZM105 175V176H104ZM168 174L166 173V176H167ZM181 175H183V174H181ZM180 175V176H181ZM202 175V176H201ZM219 175V174H218ZM223 175V174H222ZM222 175H220V176H222ZM225 175V174H224ZM245 175V174H244ZM16 177H17V174L15 175ZM26 176H28L27 175V173H26ZM25 176V177H26ZM70 176V175H69ZM68 176V177H69ZM169 176V175H168ZM211 176H213V175H211ZM211 176H206V177H208V179L209 178H211L212 179V177ZM215 176V175H214ZM213 176V177H214ZM247 176H248V173H247ZM253 176V175H252ZM258 176V175H257ZM14 178V179H16L17 180V178ZM29 177V176H28ZM61 177V176H60ZM96 177V178H95ZM198 177V178H197ZM227 177H228V175H227ZM231 177V176H230ZM251 177V176H250ZM255 178H256V176H254ZM254 177H252V178H254ZM63 178V177H62ZM191 178H189V179H191ZM216 178H218V177H216ZM222 178V177H221ZM229 178V177H228ZM233 178V177H232ZM238 178V179H237ZM242 178V179H241ZM25 180L27 179V181H25V182H21V183H19L18 182V184H20L21 186H20V188H19V186L17 185L16 187H13L14 185L13 184H11V179L10 178H2L1 179V181L2 182H0V188H1V190L3 189V191H1L0 193H1V195L2 194H5L6 192H8V188L7 187H9L10 186V189H11V192H12V190H15L14 188H18L20 191H21V189L23 188H25L26 190H22V191H24V192H26L27 191V186L29 185V183H30V181H28L29 180V178H24ZM39 179V178H38ZM38 179H36L35 181H36V189L37 190H39V191H37L38 193H41V192H44V191H42V188H40V183H39V181H38ZM67 179H69V178H67ZM179 179V178H178ZM181 179V178H180ZM179 179V183H180V180ZM207 179V178H206ZM222 179H227V178H225L224 176H223V178ZM248 179H249V177H248ZM247 179V180H248ZM258 179L259 180H261V181H264V173H263V175H262V177L260 178V177H258ZM182 180H184V179H182ZM215 179H213V180H211V181H213L214 182V184H215V181H214ZM218 180V179H217ZM229 180V179H228ZM240 182H242V184L241 183H239V181ZM258 180V181H259ZM38 181V182H37ZM41 181V180H40ZM67 181V182H68ZM91 181V182H90ZM151 181V180H150ZM149 181V182H150ZM167 181V180H166ZM190 181V180H189ZM211 181H208V182H211ZM236 181V182H235ZM251 181H253V183H254V180H251ZM256 181H257V179H256ZM258 181H257V183H258ZM13 182V181H12ZM108 182V183H107ZM155 185H156V183H160V182H162V180H159L158 181V179H156L155 181ZM168 182V181H167ZM177 182V183H176ZM182 182V184L185 182H183V181H181ZM186 182H187V179H186ZM197 182V180H196V184L198 183ZM203 182H205V181H203ZM249 182H250V180H249ZM24 183V184H23ZM25 183H26V185H25ZM47 183V182H46ZM46 183H45V185H46ZM96 183V184H95ZM98 183V184H97ZM151 183H152V181H151ZM151 183H149V184H151ZM188 183V182H187ZM187 183H185V184H187ZM191 184H190V190H192L193 188H192V184H193V186H194V183H193V181L192 182H190ZM207 183V182H206ZM212 183V182H211ZM210 183V184H211ZM224 183V184H223ZM40 184V185H39ZM49 184H50V182H49ZM68 184V183H67ZM167 184V183H166ZM171 184V185H170ZM195 184V185H196ZM214 184L212 185V188H214L213 186H214ZM219 184H217V182H216V184H215V188H216V186L217 185H219ZM255 184V183H254ZM259 184V183H258ZM5 185H8L6 188H4L5 187ZM13 185V186H12ZM43 185V184H42ZM74 185V186H73ZM93 185V186H92ZM184 185V184H183ZM183 185H181V186H183ZM198 185V184H197ZM209 185V184H208ZM224 185V186H223ZM235 185V184H234ZM249 185V184H248ZM260 185V184H259ZM2 186H3V188H2ZM12 186V187H11ZM24 186V187H23ZM30 186H31V184L29 185V187L28 188H30ZM68 186V185H67ZM86 186V187H85ZM108 186V187H107ZM156 186H158V185H156ZM175 186V187H176ZM201 186H200V184H199V186L197 187L198 189H197V192H194L193 190V192L197 195H195L196 197H195V199L197 200V198H198V200L197 201H195L197 204L198 203H200L201 201H199L200 200V198L202 199V197H200L201 195H198V191L200 192V190H201ZM223 186V187H222ZM250 187H251V185H249ZM257 186V185H256ZM42 187V186H41ZM99 187V188H98ZM146 187H149V185H147ZM172 188H175V187H173V186H171ZM188 187H189V183H188ZM227 187V188H228ZM231 187H233V186H231ZM259 187V186H258ZM257 187V188H258ZM44 188V187H43ZM83 190H82V189ZM85 188V189H84ZM88 188V189H87ZM149 188V189H150ZM183 188H184V186H183ZM186 188V187H185ZM199 188H200V190H199ZM214 188V189H215ZM223 188V189H222ZM230 188V187H229ZM252 188H253V186H252ZM69 189V188H68ZM94 189V190H93ZM171 189V188H170ZM217 189V188H216ZM222 189V190H221ZM247 189V188H246ZM250 189V188H249ZM264 189V188H263ZM7 190V191H6ZM19 190H15L16 192H14V194L15 195H17V197L18 198H20V196L22 195L20 192H18ZM44 190H46V188L44 189ZM74 190V191H73ZM78 191V192H76V191ZM168 190V189H167ZM196 190V189H195ZM202 190H201V192H200V194L202 193ZM258 192L260 191V190H258V189H256ZM52 191H53V189H52ZM85 191V192H84ZM91 191V192H90ZM192 191H190V192H192ZM205 191V192H204ZM229 191V192H228ZM237 191V190H236ZM251 191V190H250ZM250 191H248V192H250ZM4 192V193H3ZM10 192V191H9ZM7 193V194H9V196H6V195H4V196H1L0 195V204H4V202H5V206L3 205V207H0V208H2L4 211H5V213H4V211H2V209H0V213H1V211L3 212V214H8L9 215V213H11L10 215H12V214H14V217L16 216V215H18L17 213L18 212H12V211H14L13 209L17 206V205H19V202L20 201H16L17 200V198H14L15 196H14V194H13V200H11V198H12V193L10 192V193ZM46 193H47V191H45ZM50 192V191H49ZM49 192H48V194H49ZM112 192V191H111ZM224 192V193H223ZM238 192V193H239ZM257 192V193H258ZM263 192V191H262ZM23 193V192H22ZM53 193V192H52ZM84 193V194H83ZM227 193V194H226ZM234 193V192H233ZM237 192L235 193V194H233V196L234 197H232L233 198V200H231L232 198L230 197V196H232V194L229 196V198H231L230 200L231 201H233V202H235L234 204V206H236V208L238 209H236L235 210V213H236V211H240L239 212V218L241 219V220H239L238 222H237V218L238 217H236L237 216V213L236 214H230V211L228 210V209H226V210H224V211H222L221 210V212H225V213H227V215H230L231 217L232 216H234V221H233V219H232V223L233 224H236V227H239V229H238V232H237V235L239 236V235H242V233L245 231V232H249V229L250 228H254V225L253 224H255L254 222H256L255 221V219L254 218H256L257 216H261L260 218L262 219V220H260V219H258L257 218V220L258 221H260V224H258L257 225V223H256V226H255V228H254V232H256L257 230L258 231H260L259 229H257L256 230V228H260V229H262L263 230V228H264V218H262V216H263V214H258L257 215V212L254 210V209H252V210H254V213H252V211H248V203H245V200L244 199H242V198H244L243 196H246L247 194H246V192H245V195L244 194H242L243 196H239V194H241V193H239L238 194ZM243 193V192H242ZM252 193H254V192H252ZM54 194H56V192H54L53 194H51L50 193V195H52V196H48L49 197V199H50V197H51V200H53L52 199V197H56V195H54ZM73 194V195H72ZM76 194V195H75ZM264 194V193H263ZM263 194H260V195H263ZM54 195V196H53ZM75 195V196H74ZM87 195V196H86ZM88 195H90V196H88ZM102 195V196H101ZM113 195V198L111 197V196ZM187 195H188V193H187ZM190 195H192V193H190ZM236 195V196H235ZM250 195V194H249ZM72 196H74V197H72ZM104 196V200H103V197ZM189 196V195H188ZM203 196H207V195H203ZM238 196L241 198H238ZM251 196V195H250ZM256 196V195H255ZM258 196V195H257ZM1 197H3V198H5V199H8L9 200V198H10V201H13L14 203H17L16 204V206H14V207H12V204H14L13 202H11L12 204H11V206L9 207L10 209L12 208V211L10 210V209H5L6 207H8L10 204H7L8 202H6V200L5 199H3V198H1ZM54 197V198H55ZM76 197V198H75ZM91 197V198H90ZM100 197L102 198L101 200H100ZM146 197H148V198H150V199H147ZM236 197V198H235ZM252 197V196H251ZM259 197V196H258ZM261 197V196H260ZM57 198V197H56ZM56 198L53 200V201H55V202H59V200H56ZM74 198V199H73ZM143 198H146L147 199V201L145 200V199H143ZM156 198H158V201H156L155 199ZM247 198V197H246ZM245 198V199H246ZM188 199H189V197H188ZM185 200L184 202H180V203H182V204H185V202H188V204H189V206H190V203H192L191 205H193V201L192 202H189V200ZM191 199V198H190ZM192 199H193V197H192ZM206 199H207V197H206ZM205 199V200H206ZM212 199H214V198H212ZM225 199H223V201L225 200ZM240 199V200H239ZM253 199V198H252ZM251 199V200H252ZM3 200V201H2ZM5 200V201H4ZM7 200V201H8ZM20 200H22L21 198H20ZM51 200L49 201V202H51ZM100 200V201H99ZM144 200V201H143ZM155 200V201H154ZM208 201L210 200L211 201V199H207ZM228 201V200H226V201H228L227 202V206L226 207H228V204H229V206H230V202L231 201ZM244 200V202H242ZM247 200V199H246ZM248 200H250L249 198H248ZM257 200H258V198H257ZM257 200H255V202L257 201ZM263 200V199H262ZM9 201V202H10ZM97 201V202H96ZM149 201V202H148ZM191 201V200H190ZM214 201V200H213ZM218 201H219V199H218ZM222 201V202H223ZM225 201V202H226ZM260 202L259 203H257V205H260V203L262 204V201L261 200H259ZM40 202V201H39ZM38 202V203H39ZM54 202V203H55ZM55 203V204H59V203ZM73 202V203H72ZM82 202H84V203H82ZM102 202V203H101ZM103 202H105V203H103ZM163 202V201H162ZM194 202V203H195ZM220 202V201H219ZM225 202H223V204H224V206L226 205V203ZM249 202V201H248ZM255 202H254V204H255ZM42 203V202H41ZM41 203H39V205L37 204V210H36V212H44L45 213V216L47 215L48 217H49V215H51V213H53V215H54V213H56V217H55V219L56 218H58L57 216V214H58V211H59V209L57 208V207H59V205L58 206H46V207H44V204L42 203V205H41ZM76 203V204H75ZM115 203H117V204H115ZM149 203V204H148ZM156 203H158V204H156ZM177 203V202H176ZM179 202H178V204H180ZM216 203V202H215ZM218 203V202H217ZM264 203V202H263ZM6 204L8 205V206H6ZM21 204V203H20ZM79 204H81V205H79ZM142 204V205H143ZM152 204V205H151ZM171 204V202L169 203V205ZM182 204H181V206H182ZM188 204L186 205V206H188ZM209 204V203H208ZM211 204V203H210ZM222 204V205H223ZM253 204V205H254ZM50 205V204H49ZM93 205V206H94ZM125 205H127V204H125ZM150 205V206H149ZM166 205V204H165ZM168 205V204H167ZM166 205V206H167ZM206 205V204H205ZM217 205V204H216ZM215 205V206H216ZM250 205V204H249ZM2 206V205H1ZM20 206V205H19ZM22 206V207H21ZM21 208L20 207H17V208H19V209H23L25 212L27 211V208H26V205L25 206H23L22 204H21ZM82 206V207H81ZM119 206H121V209L119 208ZM128 206V205H127ZM139 205H138V207H140ZM153 206V207H152ZM161 206V205H160ZM171 206V205H170ZM174 206V205H173ZM178 206V205H177ZM209 206V205H208ZM213 206V207H212ZM218 206V205H217ZM233 206V205H232ZM251 206V205H250ZM255 206V205H254ZM50 207H53V208H50ZM55 207V208H54ZM116 207H118L117 208V210L115 209ZM150 207V208H149ZM152 207V208H151ZM163 207H165V208H163ZM172 207V206H171ZM169 207V209H173L174 207H175V209L174 210H176V206H174V207ZM178 207H180V206H178ZM177 207V208H178ZM193 207H195V206H193ZM211 210L213 209V208H215L214 207V204L212 205L211 204ZM222 207V206H221ZM226 207H222V208H226ZM263 207H264V204H263ZM77 208H78V211H77ZM96 208V209H97ZM159 208H156L155 207V209H159ZM181 208V207H180ZM179 208V209H180ZM185 209H186V211L189 209V207L188 208H186V207H184ZM184 208L181 210V211H183L182 212V215H178V214H174V215H176L177 216V218H174V217H171L170 215H169V218L171 217V220H174L175 222H176V225H178L177 224V221H176V219H179V221H180V223L182 222L181 221V218L182 217H186V213L190 216V214L191 213H193V212H186V211H184ZM191 208L192 207H190V210H191ZM209 208V207H208ZM231 207H229V209H230ZM255 208V207H254ZM258 208V207H257ZM138 209H140V211H138ZM153 209V210H152ZM201 209V208H200ZM233 209H235V208H233ZM250 209V208H249ZM258 209H260V208H258ZM262 209V208H261ZM6 210H8V212H9V210H10V212L8 213ZM16 210H18V209H16ZM93 210H91L92 212H93ZM98 210V209H97ZM96 210V211H97ZM114 210V211H113ZM119 210H120V212H119ZM129 210H130V208H129ZM166 210H167V212H166ZM203 210V209H202ZM211 210H209V212H207V211H205V212H207V213H209L210 214V216H212L211 215V213L212 212H214L213 210H212V212H211ZM215 210V209H214ZM257 210V209H256ZM18 211H21V210H18ZM88 211V212H87ZM90 211V212H91ZM100 211H101V214H100ZM150 211V212H149ZM153 211V212H152ZM169 211V212H168ZM220 211V210H219ZM263 211V210H262ZM111 212H113L112 214H111ZM128 212H129V214H128ZM148 213V215L147 214H145V213ZM155 212V214H153ZM166 212V213H165ZM180 212V211H179ZM211 212V213H210ZM216 212H218V211H216ZM248 212H250V214L248 213ZM21 213V212H20ZM19 213V214H20ZM74 213V214H73ZM79 213H81V216H79L80 214ZM127 213V214H126ZM153 215H152V214ZM173 213H174V211H173ZM176 213H178V211H176ZM181 213V212H180ZM179 213V214H180ZM207 213H206V215H207ZM215 213V212H214ZM225 213H222V214H225ZM232 213V212H231ZM16 214V215H15ZM38 214V213H37ZM40 214H42L43 216H44V214L43 213H40ZM79 214V215H78ZM90 214V213H89ZM109 214H111V216H110V220L108 219L107 220V218L109 217ZM122 214V215H121ZM132 214V215H131ZM146 215L145 217L146 218H151V219H147L148 221H145L144 219V221H142L141 219H140V215ZM156 214H159L158 216H156ZM164 214H165V216H164ZM204 214V213H203ZM203 214L202 215H199V213H197V215H199V216H201V218H203L204 216H203ZM208 214V215H209ZM249 214V215H248ZM253 214V215H252ZM2 215V214H1ZM1 215H0V217H1ZM117 215H119V217L121 218V220H118L119 219V217H117L116 218V216ZM161 215V216H160ZM195 215H196V213H195ZM195 216V217H193V219L194 220H196L195 218L197 217V219H198V216ZM205 215V216H206ZM208 215H207V218H209L208 217ZM217 215L219 216V214L217 213ZM240 215L241 216H243L242 218L240 217ZM251 215V216H250ZM255 215H256V217H255ZM42 216V217H43ZM77 218H75V217ZM107 216V217H106ZM113 216V217H112ZM134 216V217H133ZM164 216V217H163ZM182 216V217H181ZM192 216H194V215H191V217ZM203 216V217H202ZM221 217H222V215H220ZM254 216V217H253ZM2 217H7V215L6 216H3L2 215ZM9 218H11L10 216H8ZM40 217V216H39ZM54 216H52V217H50V219L52 218V219H54L53 218ZM78 217H79V220H78ZM132 217V218H131ZM144 217V216H143ZM188 217V216H187ZM190 217V218H191ZM230 217V218H231ZM9 218H5V219H1L2 221H0V223H2V226L0 225V253H2V254H0V264H6L7 262H5L6 260H7V258H8V264H23V260H24V264H29V262L28 261H30L29 259H31L32 260V263L33 264H36L38 261L39 262H43V263H40V264H45V261H46V258L44 259L45 261H43V260H38L39 258H40V255H41V258H43L44 257V255L46 256V257H48V258H50L49 260H55L54 258H58V256L56 255L57 254V250L56 249H54L55 251H54V253H53V251H52V248H54V247H56V242L55 241H50L51 239H52V237L51 236H49L50 237V240H48V243H49V245H50V243L52 242V244L54 243V247H52L51 245H50V247H49V245L48 244H46L45 242H43L45 245H47L48 247H46L45 249H44V247H42L43 245V243L41 242V243H39V245H36V243L34 244V245H32L31 244V240L33 241V242H36V240L34 241L33 240V235H29V234H27L28 232H29V230H28V232L26 233L27 234V242L26 243H28L29 241L28 240H30V242H29V246H28V248H26V250H28V253H29V251H31V250H29V247H32V249L34 250H32V252H30L29 253V255H31V253H32V256H33V254H37V255H34V259H36V260H38L37 262H36V260H34V259H32V257L31 256H29V255H27L28 253H27V251H25V250H20V249H22L23 248V246L25 245V243H24V241H23V239H22V237L20 236V244H22L23 245V243H24V245L23 246H17V245H13V247H12V245H11V243L13 242H11L10 244H8V241H11L12 240V235L14 234H11V236L10 237H12V238H10L9 239V237H7V235H6V233H4L2 230L3 229H7V228H5V226H10L11 228V230L13 231V230H18V228H22L23 226L21 225V223L22 224H24V226H28L27 224H25V223H27V222H25L24 223V221H22V222H20L19 220H18V222H19V225H18V223H13L12 222V220L13 219H9ZM13 218V217H12ZM16 218V217H15ZM97 218H99L98 220H97ZM125 218H126V220H125ZM168 218V217H167ZM200 218V219H201ZM213 218V217H212ZM214 218H215V216H214ZM216 218H217V216H216ZM226 218H228V216H225V219ZM230 218H228L229 220H230ZM17 219V218H16ZM48 219V218H47ZM49 219V220H50ZM51 219V220H52ZM75 219V220H74ZM125 220V221H123V220ZM140 219V220H139ZM193 219H191V220H193ZM206 219V218H205ZM247 219H248V221H247ZM254 219V220H253ZM4 220H7V222H5ZM57 220V219H56ZM78 222H77V221ZM98 222H97V221ZM169 220V219H168ZM182 220H183V218H182ZM185 220H186V218H185ZM185 220H184V222H182V223H185ZM208 220H214V219H208ZM227 220V219H226ZM228 220V221H229ZM14 221H15V219H14ZM54 221V220H53ZM71 221V222H70ZM86 221V220H85ZM91 221V223H93ZM128 221V222H127ZM141 221V222H140ZM154 221H156V220H154ZM153 221V222H154ZM166 223H165V222ZM173 221V228H174V225H175V222ZM187 221V220H186ZM189 222H190V219L188 220ZM203 221H204V219H203ZM214 221H216V220H214ZM217 221H218V218H217ZM220 221V220H219ZM218 221V222H219ZM221 221L222 222H224V218H222L221 219ZM231 221V220H230ZM229 221V223H231ZM247 221V222H246ZM15 222H17V221H15ZM51 222V221H50ZM55 222H57V221H55ZM80 222V223H79ZM87 222H88V220H87ZM140 222V223H139ZM152 222V223H153ZM168 222V223H167ZM172 222V221H171ZM207 222V221H206ZM205 222V223H206ZM218 222H214V223H218ZM227 221H225V223H226ZM249 222H251V223H249ZM52 223V222H51ZM50 223V224H51ZM105 223V222H104ZM112 223V224H111ZM156 223V222H155ZM161 225H163L161 222H159ZM219 223H221V222H219ZM229 223H228V226H227V224H225L227 227H229ZM241 223V224H240ZM246 223H248V224H246ZM259 223V222H258ZM7 224H9V225H7ZM57 224V223H56ZM72 224V225H71ZM99 224V225H98ZM122 224V225H121ZM156 224H158V223H156ZM170 226H169V225ZM208 225L210 224L209 222L207 223ZM238 224H240V226L238 225ZM18 225V226H17ZM91 225H93L92 227V229H91V231H92V233H91V231H90V228H91ZM95 225H97V226H95ZM112 225V226H111ZM121 225V226H120ZM125 225V226H124ZM146 225H147V223H146ZM150 225V224H149ZM152 225V224H151ZM153 225H154V223H153ZM180 226H181V224H179ZM182 225H184V224H182ZM185 225H187L188 226V223L187 224H185ZM222 225V224H221ZM221 225H220V227H221ZM246 225V227H244ZM252 227H251V226ZM137 228H136V227ZM155 226V225H154ZM159 224L158 225H156L155 226V228L156 229H158V230H156L155 229V231H159V230H161L163 227H161L160 229H159ZM204 226V225H203ZM231 226H233L232 224H231ZM14 227H16V229L14 228ZM133 227V228H132ZM204 227H206V226H204ZM234 228H235V226H233ZM53 228V227H52ZM55 228V227H54ZM77 228H78V226H77ZM100 228V227H99ZM138 228H140V229H138ZM145 228V227H144ZM144 228L142 229V231L144 230ZM148 228V227H147ZM223 228V227H222ZM226 228V227H225ZM225 228L223 229V231H222V233L225 231ZM234 228H231V229H233L232 231H230L231 233L232 232H235V230H234ZM240 228H242L241 229V231H240ZM101 229V228H100ZM99 229V230H100ZM138 229V230H137ZM154 229V228H153ZM201 229V228H200ZM220 229V228H219ZM229 229V228H228ZM86 230H89L88 232L86 231ZM135 230H137V234L136 235H138V232H139V236H133L131 239H128L129 238V236L126 238L124 235L127 233V234H130V236L131 235H135ZM147 230V229H146ZM164 232H162L161 233V231H160V233H161V235L159 236V238L161 237V236H164V237H161V238H163L164 240L165 239H169V240H171L172 239V237H173V234H172V236H171V232H169L168 230H165V229H162ZM172 230V229H171ZM170 230V231H171ZM222 230V229H221ZM246 230H248V231H246ZM27 231V230H26ZM83 231V230H82ZM133 231V232H132ZM149 231H150V227H149ZM148 231V232H149ZM151 231H152V229H151ZM154 231V232H155ZM201 232L200 233H202L203 232V229L202 230H200ZM257 231V232H258ZM25 232V231H24ZM54 232V231H53ZM100 232V231H99ZM101 232H102V230H101ZM153 232V233H154ZM218 232H220L219 230H218ZM225 232H227V231H225ZM229 232V233H230ZM240 232H241V234H240ZM10 233V232H9ZM29 233H31V232H29ZM68 233V234H69ZM88 233V236L86 235ZM91 233V234H90ZM112 233V232H111ZM132 233V234H131ZM142 233V232H141ZM145 233V232H144ZM143 233V234H144ZM156 233V232H155ZM165 233V234H164ZM205 232H203L202 234H204ZM222 233L220 234V235H222ZM23 234V233H22ZM90 234V235H89ZM99 234H100V236H99ZM126 234V235H127ZM151 234H152V232H151ZM159 234V233H158ZM158 234H156V236H158ZM226 234V233H225ZM228 234V233H227ZM5 235V236H4ZM9 235V234H8ZM16 235V234H15ZM32 236V237H29V236ZM49 235H50V233H49ZM92 235V236H91ZM201 235V234H200ZM255 235V234H254ZM253 235V236H254ZM4 236V237H3ZM18 236V235H17ZM23 236V238H24V235H22ZM77 236V235H76ZM95 236V237H94ZM97 236V237H96ZM144 237V238H142V239H140L141 237ZM219 235L217 234V235H215L214 237H215V239H216V241H218V237ZM231 236H233V234H231ZM235 236V235H234ZM234 236L232 237V238H234ZM6 237V238H5ZM15 237V236H14ZM28 237H29V239H28ZM53 237H55V236H53ZM74 237V238H73ZM94 237V238H93ZM103 238V240H102V238ZM122 237H125L126 239H128L127 241L125 240H122ZM198 237V236H197ZM2 238V239H1ZM3 238L5 239V240H3ZM16 238V237H15ZM89 238V239H88ZM108 238V239H107ZM121 240H120V239ZM135 238V239H134ZM137 238H139L138 240H137ZM159 238L158 239H155L154 238V241L156 242V240H159ZM232 238L230 239V241H228L229 243L231 242L232 244L233 243H236V242H238L237 244L239 245V244H241L238 240H236L235 238H234V240H232ZM7 239H9L8 241H6ZM14 239V238H13ZM18 239H19V236H18ZM22 239V240H21ZM26 239H24V240H26ZM47 239H48V236L46 237V242H47ZM55 239V238H54ZM53 239V240H54ZM99 239V240H98ZM107 239V240H106ZM119 239V240H118ZM133 239V240H132ZM144 239H147L148 240V243H150V244H146V242L144 241ZM162 239V240H163ZM255 239V238H254ZM1 240H3V241H5V244H4V242H2ZM91 240H93V241H91ZM101 240V241H100ZM146 240V241H147ZM163 240V242H165V241H169V240H165L164 241ZM261 240H264V239H261ZM18 241V240H17ZM16 241V242H17ZM23 241V242H22ZM50 241V242H49ZM85 241H88V242H84ZM118 241V243H120L121 241V246L119 247V249L121 248V251L119 252V250H118V252L120 253H115V255H114V253H112L111 255L109 254V253H107V251H106V249H105V251H103V249L105 248V246L107 247L109 244L110 245H112L111 243H114V242H117ZM145 243H144V242ZM198 241V240H197ZM233 241V242H232ZM251 241V240H250ZM253 241V240H252ZM257 241V238L255 239V242ZM94 242V243H93ZM124 242V243H123ZM126 242V243H125ZM133 242V244H131ZM162 242V243H163ZM172 242H174L173 241V239L171 240V241H169V244L170 245H165L166 244V242H165V246H167V247H169L170 248V250H171V253L174 255V259H172V261H171V258L172 257H170V256H172V254L170 253H168L167 254V256H166V254H164V252H165V250L166 249H168V248H165L164 249V245L162 244V243H160L161 245H163V247L160 245V247L162 248V249H164L163 250V253L160 251V249H159V251L162 253V254H164V257L167 259V262H168V260L169 261H171V262H169V264L171 263V264H189V260H190V262L192 263V261H194V259L195 258H202V257H204V255L205 256H208V255H212L211 256V258L213 259V264H222V263H227V264H234L233 262H234V260H235V258H238L239 257V255L241 254V253H243V255H244V251L246 250V243H247V250L245 251V252H248L249 250V254L248 253H245V254H247L248 255V258L247 259H250L251 257H249L250 256V254H251V250L252 251H254L253 249H251L250 247L252 246V247H254V248H257V244L255 245V244H253V245H251V244H249L248 242H243L240 246H239V248L241 247H243L242 249L244 250V251H241L240 249L239 250H237V248H238V245L237 244H235L234 246H235V248H234V246L232 245L231 246V248L232 249H235L232 253H230L228 250L230 249V245H228L227 247L229 248H227L226 246H225V244L223 245V246H225L224 248L222 247V249H221V247H215V246H209L210 247V249H206V245L205 244H203V245H205L204 247L205 248H202L201 250H202V252H201V250L199 251L198 250V252H197V249H199V248H195V246H194V248L192 249V250H190L191 249V244H190V246H188V249L187 250H184L183 251V253L185 252V255L184 254H182V253H178V256H179V259L178 258H176L175 256H177V253L176 254H174V250H176L177 249V247H175L174 249H173V247H174V244H172ZM181 242H186V240L185 239H183ZM93 243V244H92ZM118 243H116L117 245H118ZM122 243H123V245H122ZM156 243H159V241H157ZM189 243H192V242H189ZM245 243V244H244ZM253 243V242H252ZM13 244V243H12ZM15 244V243H14ZM38 244V243H37ZM78 245V247H77V245ZM84 244V245H83ZM105 244V245H104ZM108 244V245H107ZM132 246H131V245ZM180 244V243H179ZM258 244H259V242H258ZM261 244V243H260ZM5 245H6V248L8 249H6V250H4L5 248ZM28 245V244H27ZM41 245V246H40ZM70 245V246H69ZM72 245H74V246H72ZM85 245H86V247H85ZM109 245V246H110ZM120 245V244H119ZM156 245H158L159 246V244H156ZM181 245H183L182 247H184L185 245H184V243L182 244L181 243ZM203 245H202V247H203ZM227 245V244H226ZM249 245H251V246H249ZM264 245V244H263ZM2 246H4V247H2ZM83 246V247H82ZM131 246V247H130ZM139 246H149V248H151V249H147V248H143L144 250H142V248H140V249H137ZM151 246V247H150ZM158 246H156V248H159ZM176 246V245H175ZM180 246V245H179ZM193 246V245H192ZM201 246V245H200ZM221 246V245H220ZM262 246V245H261ZM2 247V248H1ZM15 247H19V251H21V252H18V253H20V254H18V253H15V252H13V249L15 250L16 248ZM21 247V248H20ZM24 247H26V245L24 246ZM33 247H35V248H37L38 250H40V251H38L37 249L35 250V248H33ZM52 247V248H51ZM172 247V248H171ZM43 248V249H42ZM49 248H51V251H50V249ZM70 248L72 249V250H70ZM76 248V250H74V249ZM85 248V249H84ZM108 248V247H107ZM134 248V249H133ZM219 248V249H218ZM260 248V247H259ZM263 249H264V246L262 247ZM23 249H25V248H23ZM80 249V250H79ZM221 249V253H222V255L220 254V250ZM261 249V248H260ZM260 249H259V251H260ZM17 250H18V248H17ZM47 250H48V252H47ZM74 250V251H73ZM135 250V251H134ZM136 250H137V252H136ZM142 251V252H148L147 254H146V258L147 259H145L144 261H142V263H141V260L143 259V256L142 255H144L145 253H142V252H140V251ZM2 251H6V252H2ZM16 251V250H15ZM22 251H24L23 253H22ZM43 251V252H42ZM44 251H46L48 254H49V256H48V254L47 253H45ZM80 251V252H79ZM82 251V252H81ZM101 251H103V253L101 252ZM125 251V252H124ZM159 251H156V252H154V253H156V255L154 254L153 256H155L156 258H160L161 257V259L163 258V256L160 254L159 255ZM167 251L168 250H166V253H167ZM173 251V252H172ZM191 251H194V252H191ZM195 251H196V253H195ZM226 251V252H225ZM227 251L229 252V253H227ZM237 251H239V252H237ZM256 251H257V253H258V250L256 249ZM262 251V250H261ZM8 252V253H7ZM9 252H10V254H9ZM26 252V253H25ZM33 252H35V253H33ZM40 252L43 254H40ZM51 252V253H50ZM56 252V253H55ZM96 252V253H95ZM101 252V257L102 258H99V253ZM105 252V253H104ZM176 252H178V251H176ZM201 252V253H200ZM237 252V253H236ZM6 253V254H5ZM16 255H15V254ZM24 254L25 253V255H22V254ZM95 253V254H94ZM107 253V254H106ZM130 253V254H129ZM192 253L194 254L193 256H191L192 255ZM200 253V254H199ZM215 253V254H214ZM224 253H226V254H229V258L228 259H226L227 258V256H226V258H224L225 257V254ZM261 253V252H260ZM258 254V256L256 257L257 258V260L259 259V260H261L260 261V263L257 261V263H259V264H264V251H262V253H263V255H262V253L261 254ZM53 254V255H52ZM57 256H55V255ZM105 255V257H104V255ZM121 254H123V255H121ZM125 254V255H124ZM131 254H132V256H131ZM217 254L218 255H220L221 257H222V260H221V257L220 256H217ZM231 254V255H230ZM254 254V258H255V253H253ZM253 254H252V256H253ZM12 255V256H11ZM18 255V256H17ZM22 256V257H20V256ZM59 255V254H58ZM82 256V257H79V256ZM86 255H87V258H86ZM109 255H110V257H109ZM116 255H121V256H123L122 258L123 259H121V257H119V256H116ZM189 255H190V257H189ZM216 255V256H215ZM237 255V256H236ZM243 255L241 254V256L240 257H243ZM246 255V256H247ZM257 255V254H256ZM17 256V257H16ZM24 256V257H23ZM39 257V258H37V257ZM55 256V257H54ZM78 256V259L76 258ZM92 256V257H91ZM94 256V257H93ZM114 256H115V258H114ZM140 256H141V258H140ZM169 256V257H168ZM177 256V257H178ZM182 256V257H181ZM183 256H186L185 258L188 260H186V262H185V258H183ZM6 259H5V258ZM14 257H16V258H14ZM26 257V258H25ZM36 257V258H35ZM72 257V259H70ZM73 257H74V261H70V260H73ZM109 257V258H108ZM136 257V258H135ZM144 257V258H145ZM150 257V258H149ZM209 257V256H208ZM215 257V258H214ZM220 257V258H219ZM235 257V258H234ZM238 258L237 259V261L238 260H240L239 262H238V264H242V263H240V262H244V261H246V262H248V260L244 257V258ZM40 258V259H41ZM48 258H47V260H48ZM81 258V259H80ZM84 258V259H83ZM113 258V259H112ZM151 258H153V260L151 259ZM168 258H170V259H168ZM5 261H4V260ZM19 259H20V261L22 262V263H20V261H19ZM23 259V260H22ZM80 259V260H79ZM88 259V260H87ZM126 259V260H125ZM135 259V260H134ZM136 259H137V262H136ZM139 259H141V260H139ZM150 259V260H149ZM165 259V260H166ZM176 259H178L177 261H176ZM226 259V260H225ZM253 259V258H252ZM252 259H251V261H249L248 263H246V264H254V262L252 261ZM13 260L14 262H11V261ZM16 260H18V262L16 261ZM25 260H27L26 262H25ZM82 260V261H81ZM85 260V261H84ZM116 262H115V261ZM119 260V261H118ZM134 260V261H133ZM33 261H35V263L33 262ZM104 261V262H103ZM161 261V264H168L166 261H164V260H160ZM163 261V262H162ZM226 261H229V262H226ZM236 261V260H235ZM39 262H38V264H39ZM48 261H46V263H47ZM50 262V261H49ZM85 262H87V263H85ZM115 262V263H114ZM208 262H211V260L210 261H208ZM190 263V264H191ZM138 264V263H137ZM155 264H160V262L158 261V262H156ZM209 264V263H208ZM210 264H212V262L210 263ZM237 264V263H236ZM256 264V263H255Z\"/></svg>","mask_w":264,"mask_h":264}]
</instances>
